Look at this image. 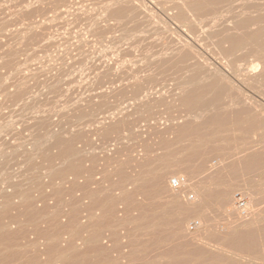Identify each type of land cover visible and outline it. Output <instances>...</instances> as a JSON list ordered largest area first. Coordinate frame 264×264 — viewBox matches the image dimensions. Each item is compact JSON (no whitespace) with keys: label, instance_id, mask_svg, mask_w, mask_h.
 I'll list each match as a JSON object with an SVG mask.
<instances>
[{"label":"rangeland","instance_id":"374dc122","mask_svg":"<svg viewBox=\"0 0 264 264\" xmlns=\"http://www.w3.org/2000/svg\"><path fill=\"white\" fill-rule=\"evenodd\" d=\"M191 1L192 0H190V2ZM237 1H239V0H235V2H237ZM255 1L256 0H242V1L240 0L239 2L234 3V4L229 3L230 7L232 6L231 8H228L229 6L227 5L228 3L226 2L227 4H225V3L222 4L223 6L227 5V7L225 9H223V6L221 9L220 8L221 5H219V4L217 5V7H216L217 9H216L214 7V5L212 4L213 8H215L214 10L217 11L218 9L219 10L221 9L223 11L220 10V14H219V10L217 12H215L216 14H219L216 16L213 13V11H214L213 8H211V9L206 8L205 9L209 13L211 12V15L207 14L208 12L201 10L203 13L206 12L205 13L207 15V17H206L205 14L202 13L204 15L203 16L200 11H199L200 12L199 13V12H196V10H194L195 12L193 13V9L190 8L191 6L189 7L190 9H187V8L185 9L184 6H182L183 4L185 6H187L190 3L189 0L185 1L186 3L189 2L187 5L185 2H183V0H6V1L0 0V8H1L0 9V49H1L0 53H2V54H0V56H1L0 57L1 58L0 67L3 68V66H4V69H5L6 66L4 63H6V65H7V64H9L8 62H10L11 60L13 62L12 65L17 66L18 62L20 63L17 66V69L20 71H16L17 69L13 68L15 66H12L11 63H10V70L9 71H8L9 65H7V68L5 69L6 71L4 70V72H3V69L0 68L2 70V71L1 70L0 71L4 73V74H2L3 80L4 81L6 80L5 81L6 85H5V83L4 84L2 83L4 81H2V78L0 76L1 81H2V82L0 81L1 82L0 85L1 84L5 85V89H4V86H2V88L0 86V92L3 93V94L2 93H0V94H2L1 97L2 96L5 97V98L2 97L3 99H6V96L4 95V93H6V92H4V91L8 90L7 88L10 87V85L8 84V82L10 81L9 83L14 85V89H16L17 92L19 90L20 93L19 92L18 93L21 95V97L16 98V96H20L16 92L14 94L16 96H13V98H11L12 93L15 92V90L13 89V92L10 93V91H12V88H13V87H11V88H9L11 90L10 91L8 90L11 95L8 92L6 93V94H9V95H7V101H6L7 104L4 103L3 99H0V104L3 107L5 105L4 108L2 106L0 107L1 108L0 109V154L2 155V156L0 155V174H1L0 175V181H1L0 185L2 184L0 186V189H3V187H4V189H6L7 185H8V188H10L14 184L12 186L13 189L10 188L8 191L5 190V192H2L4 190H2V191L0 190V193H2L1 195L2 196L8 195V193H12L11 191H14L18 194V192L20 193L22 191L23 193H25L28 190L27 193H31L32 189H30V188L33 187V190H35L34 185H36V187L40 188L39 190H41V188H43V187L45 188V186H46V188H45V190H46L47 186L49 184L45 185V183L47 181H49V179L50 180L53 179L52 177H53L54 173H56V171H53V170H55V168H57V165H59V167H58L59 171H61V170L63 171L64 169H65L64 171L72 170L73 167L76 169L79 166V171L80 170H85V171L89 170L92 173L95 170V172H93V173H96L97 170H100L102 167L95 168L94 165H96V166L100 165L101 166V164H103L104 162L105 163L107 162V160L105 161V159H108L109 157H111V158H109L110 161L108 160L107 164L111 163V165H112L114 163L115 166L116 165L121 166V168L119 167L120 170L118 171L119 168L116 167L117 168V173H116L115 172L116 169H114V171L112 170L113 169L112 167L115 168L114 164H113V166L104 164L107 166V168L105 166V168L107 170H111L116 175L115 176L114 173H111L113 176L112 175H110V176L113 178L115 177V181H118L117 183L119 184V182H120L119 179H121L124 174H125L124 176H126L128 174L126 176V178H124V176H123V179H121L120 183H123L127 179V182L126 181L125 182L128 184V179H129V181L131 179L129 184L132 185V188L130 190H132L131 192L140 191V192H138V194L136 193L137 196H134L135 195L134 192H133V195H130L128 193V192H130V190L127 192H123V191H125L126 186L129 188V186H130L129 184L127 185L126 183H124V184H126L125 188H124L123 184H121V185L119 184L118 187L115 186L116 183L112 179H111L112 183L110 181L108 182V180H110V176L108 177V175L110 173L107 171L104 172V170H103V169H105L104 167L102 168V170H100L102 173L100 171H98L101 174L100 173L96 174L97 179H95V177H93V175H95V174L92 173L93 174L92 178L91 177L89 178L88 176L89 175L91 176V173L89 172V174H88V172H87L85 174L83 172L85 178H87V181L85 180V178L83 176L84 184L83 183H82L83 185L79 184L78 189L73 188L74 180L71 181L70 178H68L67 176H63V177H67L65 179V182H63V183L59 180L63 181L64 178L63 179L58 178L59 180L56 178V180H58V182H56V180H55L54 185L52 184L53 188L55 187V189H54L55 191L57 189L59 190L60 188L62 190L60 189V192L57 190L56 191L57 193H55L53 190L52 191L54 192V195L56 194V196H55V197H57L56 199L61 200V202H62V200H64L63 198H65L64 196H66V194L70 195L73 192L72 190H70L72 192L66 190V191H68V193L70 192L68 194L63 189H67L68 188L67 186L71 185L70 187H72V189H74L75 193L77 192V190H79L81 192L82 190H80V188L82 189V187H84V185H85V187H88V185H89V184L86 185L85 181H86V183H89V180L91 179V181H90V182H92L90 184L91 189H89L90 186H89V188L84 189L85 192L88 189L87 192L88 193L90 192L89 193L90 196L92 195L93 197H96V198H93V200H92L91 199L92 196H91L90 201L92 200V202H95L94 200H96V199L99 200V198L102 197V200L104 202H103V205L100 207H103V206L105 207L106 203H108L107 204L108 206L111 205L109 209L106 207L107 211L109 210L110 214H112L110 211V210H112V207L113 208L120 207V208H118V211H119L120 209H123L125 206H127V203H128L129 207H125L124 209L125 210L129 209V211L131 213V214H129V216L131 215L130 219L128 220L129 223H127L124 220L128 216L127 212H129V211H127L125 213V214H127V216L123 215L125 218H123V217L120 218L121 215L123 214V212L121 210L119 212H116L117 208H116V210H114V209L113 210L116 212V215H118V216L122 212V214L119 216V218H118V216L115 217L116 216L115 212H114L115 216L110 215V217H111V220H113L115 218L114 220H116V221L118 219L119 220L123 219L122 224L120 223V221H117V222L115 221L116 223L119 222L118 224H121L120 225L121 227H122V225H124V227L121 228L122 230L120 229V226L118 227L120 232H119L118 228L116 227L117 225L114 226L115 229H112L113 231L109 228H103V229H105V230H103L101 227L97 226L99 224L98 220H100V219H97L98 218L97 214H96L97 218H94V217H96L94 215V213H97V212L100 213L101 211H104L102 208H100L101 211L98 210V211L92 212L94 217H93V215H91V217H93L94 219L91 220V217H89V219H86L88 224L85 223L86 221L84 223L79 222L80 224H82V226H83V224L87 225L84 227H82L80 224L79 225L75 224L76 225L75 226L73 223L74 220H72V222H71V219H73V217L71 219L68 217L69 219H66V220H68V221L70 220V222H68V221L67 222L73 224L75 226V228L78 229V230H76L74 228L76 230V232L74 231L73 227L71 228V226H73V225L68 224V223L66 225H61L62 228L59 226V228H61V229H59L57 227L58 225L57 226L55 225V227L52 226L53 231L49 228L50 231H52L53 233H56V234L60 230L65 231L64 233H61V234H63L62 236L60 235L61 237H65L64 234L67 233L66 232L67 228H68L67 230L72 229L71 230L72 233L70 231V233H71L70 235H69V231L66 234L69 236V239L72 237V240L70 239V241L67 242L69 245L65 244L66 247L69 246L72 248V249L71 248L69 249L67 247L68 249H66L67 250L66 254H68V252H69L68 250H70V251L72 250L71 254L73 256L76 255L75 257L79 258L80 254H78V253L80 251L77 250L76 242L78 239H80V238H78V236L81 234L80 233L81 231L83 234L85 232V234H84L85 236H87V235L89 236L90 234L92 235L91 236L92 238L90 236H89L90 238L88 237L89 239H91V240H89L86 237L84 238V235L82 234L83 238L88 239L90 242H92V240L95 237L98 238L99 236H101V238L103 239V235H101V231L104 232V233H102V234H104V236L107 235L108 232L114 233L116 231V233H114V235L109 233L110 235L114 236V239H119V237H122L124 235H125V237L126 236L128 237L127 239H129V236L126 234L127 233L130 234V232L133 234V232L135 233V231L137 232V230H135V226H137L138 224H139L138 226H140V228L138 226L136 227V228H138V231H140L144 227L142 230L145 231L146 234H147V231L150 230L149 226H151V229L154 227L153 230H150L148 232V234L150 233L151 235H153L156 232L157 233L160 232L164 228V226L168 223L167 227H166L167 229L164 228L165 230H167L168 233H166L165 230H163L164 232L163 231L162 232L165 235L168 234L167 237L170 236V234L173 236H170L169 239H167V240L165 238L166 236H164V234L162 232L158 233L159 237L157 235L159 240H156L157 237L155 234L153 235L154 238H151V236H149L150 234L149 235L147 234L149 236L148 237L145 233H140L142 231L137 232L138 234L135 233V234L139 235L138 241H137V239L136 240L134 239L137 235H135V234L130 235L131 240H132V242H134V244L137 241L138 244L140 243V245L143 244L145 246V243H143V242L146 241V243H149V242L152 243L154 241L155 244L152 243L150 245V248L152 249V247H153L152 245H154V251H156L155 254H154L153 250H152L153 253L150 252L151 250L149 249L148 244L146 245V248L144 246L143 247L141 246V248L142 249L144 248L145 250L144 249L140 250L139 249L140 245L138 246V244L136 243L135 244L136 246L134 247V244L131 243V241H129L130 239L128 240L130 242V244L128 241H127L128 244L126 243V240H127L126 238L124 239L122 237V239L120 238L119 240L121 242L124 241L125 242L124 244L127 245V247L129 249H130L129 245L131 246V248L138 247V249L136 248L134 250H136V251L139 250L140 251V252L138 251L139 253H141V251H142L141 259L144 260V263H145L144 258L146 256H152L154 254L153 257H155L156 254H158L157 255L158 257L156 256L155 258H151V259H154L155 261L152 260V262H151V259L147 258V259H149V260L146 259V263H148V264H154V262H155V264L156 263L163 264L164 262H165L164 264H168V263L169 264L170 263L175 264L174 261L178 262V259L180 262L184 261V259L187 257L188 253H189L188 255L192 256L191 252L194 253L193 255H197V252H200V251H201L200 255L201 254H202L201 256L204 255V257H203L204 259L202 257H201L202 259L201 258L197 259V260H199V263H197V264H200V263L204 264V263H206V261H207V264H213V263L216 264L218 261H220L222 259H223V262H226L224 264H229V261L230 262L233 261V263L235 262V264H264V50H263L264 48H263V46H261L260 43H258V44H260L259 46H261V47H259L257 42L254 43L252 41H249V43L248 42L244 43V41H241L244 37H245L244 38V40H245L248 35H251L250 33L254 32L256 34L258 32V30H261L260 28H264V0H257L256 2ZM7 2L10 4H8ZM120 3L126 4V6H127L126 8H125V5L122 4V7L124 6L125 10H122L123 9L122 7L120 9V5H119ZM116 6H117V8H116ZM180 6H182V7H180ZM9 8H11V9H9ZM183 8L185 10H188V12H189V10H192V11L190 13H188L186 11L184 14V12H181L182 10H184ZM2 9H4V10H2ZM230 9H233V10H230ZM113 10H115V12L117 10L116 13H118V12L119 13L121 12V13L120 14L118 13L117 15L114 14L115 15L114 16L112 14L114 12ZM210 10H212V11H210ZM178 11H180V13ZM241 11L243 14L241 13ZM248 12H249V14H248ZM195 13H198L201 16L198 14H195ZM176 14H178L179 16L181 14V17H179ZM183 14L184 15L187 14L186 15L187 18H185V20H184V17H186V16H182ZM108 15H110V16H108ZM212 15L215 17H212ZM209 16L211 17V19ZM36 17L38 20L36 19ZM176 17H177V19H176ZM28 21H29V23H28ZM40 22H42V23H40ZM239 23H241V24H239ZM34 24H35V26H34ZM251 25H252V28H251ZM31 27H33V28H31ZM242 27H244V28H242ZM43 29H44V31H42ZM69 30H71V31H69ZM137 37H139V38H137ZM239 39H241V40H239ZM141 40L142 41L147 40V42H144V41L142 42ZM150 40H151V42H150ZM70 41H72V42L70 43ZM138 41H140V42H138ZM148 41L150 42L149 46L146 45V43H148ZM235 41L236 42L239 41L240 44H239V42H237L238 43L237 44ZM136 42L141 43V45L140 44L138 45V47L141 46V47H139L140 50L138 47L136 48V50L138 49L139 51L138 50L134 51L135 48L133 45H135V47H136V45L138 44V43L136 44ZM234 42L237 45H235ZM250 42L252 44H250ZM72 43L74 46L71 45ZM83 43H84V45H83ZM144 43H145V45H144ZM185 43H187V44H185ZM253 43L255 45H253ZM61 44L63 45V48H65L64 52L67 51V53H63L64 49L62 50ZM75 44L78 45V47H79L78 49H77V45L75 48ZM142 44L145 47L147 46L146 49L144 48V46H142ZM131 46L134 49H132ZM58 47H59V49H57ZM66 47H70L68 49H70V52H72L71 50H73L72 54L73 53L74 54L73 55H71V54L70 55H64V54H68V51H69L68 49L66 50ZM73 47L76 50L73 49ZM81 47L83 48L82 50H81ZM129 48L132 49V52L129 51L130 50ZM53 50L55 52L60 50V52L55 53ZM127 50L130 52V54L126 52ZM141 50L142 51L145 50V51L141 52ZM74 51H76V52H74ZM137 52H140V53H137ZM51 53L56 54V55L63 54L64 57L70 56L69 57L70 59L68 57H66V58L63 57V60H62V58H59L60 59L59 60L57 57H59V56L62 57L61 55H59V56L54 55L55 56L54 57V56H52L53 54H51ZM141 53H144V55H142ZM50 55L52 56V59H53V57L57 58L54 60H59V62L63 61L61 63L62 65H60V63H58V61L56 62V61L50 59L51 58ZM38 56L40 58H37ZM49 56H50V58H49ZM2 58H3V61H6V62L2 63ZM15 59H17V61H15ZM49 59H50L49 63L48 62L44 63L45 60L48 61ZM7 60H9V61H7ZM84 61H85V63H84ZM50 62H53V64H58V67L55 68V70H54L53 68L56 67L57 65L52 64L53 67L50 68V66H51ZM65 62H67V63L65 64ZM43 63L45 64V66L47 64L49 65V67L47 65L46 68L48 67V69L52 73H50V74H49V72L47 73V71H49V70L44 67ZM177 63H178V65H177ZM1 64L3 66H1ZM39 64L40 65L43 64L42 65L43 67L39 66ZM21 65H24V66L22 67ZM19 66H21L20 67L21 69L22 68L24 69V70L23 69L22 70L24 71L23 73H25V74H27L28 71L25 72L26 68H24V67L27 66L30 69L29 75L31 73L30 71H32L33 69L37 70V71H35V73L32 71L31 75L35 76V74H37V73L39 74L40 79L38 77H37L38 79H36L35 78L36 76L33 77L34 78L33 81L36 79V82L38 84H36L35 81L34 82L32 81V84L33 83L36 84V85H34V84L32 85L31 81H30V86H29L32 89L34 87V89L36 91L32 90V89L30 90V88L27 87V85L29 83L28 79L32 80L31 75H30V78L26 77V76H28V75H26L25 76V78L27 79L26 80L24 78L22 70L20 68H18ZM33 66H34V68H30ZM39 67L41 68V70L43 68V70L42 71L39 70L40 69ZM122 67H124V68H122ZM28 68L26 70H28ZM35 68H37V69H35ZM14 69H16V70H14ZM51 69H53V70L51 71ZM13 71L20 73L19 75L16 73L18 78L21 75L20 78H22V80L23 79L26 80V81L24 80L25 82L23 83V86H25V84H27L25 87H23L21 85L22 82H21L20 78H19V80H17L18 78L16 76H15L16 79L14 78V75H16V74H14ZM38 71H40V72H38ZM43 71H44V73L46 72L45 75H44ZM5 72L6 73L11 72L10 73L11 75H9V74L6 75ZM41 72L43 73V75L46 78L43 75L41 78V75H40ZM38 74H37V76H38ZM5 75L8 76L7 77L8 79L9 78L10 79L9 80L6 79V77H4ZM12 76H13V79H11ZM61 76H62V78H61ZM42 79H45V81ZM41 81H43V82H41ZM13 82H14V84H13ZM15 82L17 83V85L19 84L18 82H20V85H18V87H16L17 85H15L16 84ZM7 84H8V86H7ZM123 85H124V87H123ZM19 86H21V87H19ZM61 87H63L62 89H65V87H66V89L62 90ZM21 88H23V89L27 88V89L21 91L20 90ZM2 89H3V91H2ZM54 90L55 91L57 90L56 92H58V93L61 90V92H60L61 94L57 93V97L59 99L62 98L61 100H59L56 97V94L53 95L54 97H56L55 98L56 100H54V97L52 96V94L56 93ZM25 91H27V92H25ZM23 92L25 95H23ZM39 93L41 95H39ZM194 94H195V96H194ZM198 94H200V95H198ZM22 95H23V98H22ZM60 95H62L63 97H61ZM120 95H122V96H120ZM187 95H188V97H187L188 99H186V100H188L187 102H189L191 99L192 103H193V101L195 102L196 100L197 101L199 100L200 103L199 102H198V104L193 103L192 104L193 107L189 106L191 104H188V105L185 104V102H183V100L185 101V98ZM196 95H197V97H196ZM189 96H192V97H189ZM14 97L17 100H14ZM47 97L49 100L46 99ZM51 97L53 98L54 102H57L59 100L58 101L59 103L58 102L54 103V104L50 103L53 101L51 99ZM179 98H181V100H179ZM9 99L13 102H10ZM50 99L52 101H50ZM77 99H78V101H77ZM45 100H47V102ZM154 100H157V101H154ZM163 100H166L165 101L166 103H164ZM178 100L184 103V104L182 103L183 106L187 105L186 107L187 108L190 107V108L187 109L184 106L183 109L184 108H186V109L183 110L181 108L178 110L179 106L175 107L176 105H179V103H181V102H178ZM161 101H163V102H161ZM148 102H150L154 105L156 103L158 105V107H162V108L159 109L158 107H156L157 105H155V107H156L155 108L154 105L149 104ZM2 103H4V104H2ZM8 103L10 104L9 106H7ZM65 103H66V105H65ZM143 103L148 106V111L146 110L147 106H145ZM159 103L161 106H159ZM161 103H163V104H161ZM168 103H169V106L167 105ZM182 104H180V107H182L181 106ZM151 105L154 108V111H153V108L151 107ZM166 106H168L169 109ZM88 107H89V109H88ZM143 107L145 108L144 110H146L145 112L142 109ZM164 107L166 109H164ZM170 109L172 111L165 113L166 111H168ZM141 110L144 112V114ZM180 110H183V111H180ZM132 111L134 114L132 113ZM159 111L160 112L165 111L163 113V114H165L164 117H166L167 116L166 114H169L170 112L172 114L170 113V115H168L166 117V119L163 116H162L163 118H160L161 113H159ZM135 112L141 114V115L137 114V115L141 116V117L138 116L139 119L137 117L138 121H136V119H135L137 116L135 114ZM147 112H148V116L152 115L151 119H150V117L148 118L149 121H152V122L155 121V123H156L157 119L160 118L159 119L160 123H158V121L156 123L157 126L162 125V126H160L161 129L159 127V129H160L159 133L156 132V134H153L154 131H156V130L158 131L157 126H154V127L152 126L153 127L152 128V127H149L150 124L147 125L149 123L148 121H146L148 116L146 117L145 114ZM189 112H191V113H189ZM112 113H114V114H112ZM122 113H124L125 116L128 113L129 117L133 114L135 118L132 116L130 118H128L127 117L128 115H127L126 116L127 118L125 119V117H124V115H122ZM153 113H155V114H153ZM173 113H175V116L177 115V116L182 117V118L176 117V118H178V120L179 119L180 120L178 121L176 118H175L176 119L175 120ZM118 114H121L122 116L118 115ZM142 114L145 115V117H142L143 116ZM156 114L160 117L156 116ZM153 115H155V117H157V119ZM114 116H115V120L117 118L116 116H119V118L121 117V119L117 118L116 121L118 123H120L121 126H123V125H126V126L119 128L120 126H118V123H116L115 120H111V119H114L113 118ZM122 117H124V118H122ZM4 118H7V121L3 120ZM140 118H142V120L144 122H147V124L144 123L142 120H140ZM167 118L168 119L170 118L169 119L170 122L166 121ZM216 118L218 119L219 122L217 121ZM77 119H78V121H77ZM122 119L128 121L129 124H127L128 122L126 123V121H122ZM133 119L135 120L134 122H132ZM152 119L153 120L156 119V120L153 121ZM120 120H121V122H120ZM161 120L165 121L166 123L163 122V124H161ZM173 120L178 121L177 126L175 125L176 122ZM139 121L144 123L143 127H141L142 123L140 124V127L138 126ZM182 121H183V123H182ZM3 122H4V124H3ZM107 122H109V123H107ZM130 122H132V123H130ZM110 123H111V126L115 127V129H113L114 133L112 132L113 133L112 134L113 139H112V137H110L111 131H112V128H110ZM155 123H153V124H155ZM164 123H165V125H164ZM130 124H133L134 126L135 125L138 126V127L136 126L137 132H136L135 128H133L134 126L131 125L132 126L131 127ZM145 124H146V126H148V130L150 128L152 130H154V129L155 130L154 131L149 130L146 133L147 127H145ZM180 124L183 125L182 128L180 127ZM184 124H186V125H184ZM4 125H5V128H4ZM128 125L130 126L132 131H130L131 129L128 128ZM151 125H152V123H151ZM187 125H189V126H187ZM7 126H8V128H7ZM116 126H118L117 127L118 130L120 129V132H115ZM172 126L177 127V128H181L182 130L185 129L184 126H186V129H185V131H183V133H181L182 132L181 129L180 130L177 129V130L181 131V132H177V130H175L176 128L174 129V127H173L172 129H174L176 132L174 130H173L174 132L173 131L171 132L170 130H172L171 129ZM137 128L138 129L142 128L140 130L143 131L142 133H144L145 136H143V134H140L141 132L138 131ZM165 128H166V130H165ZM107 129L109 132L107 131ZM163 129H164V132L165 131L167 132L168 129H170L168 131V133L171 132V134L170 133L169 134L171 136L176 135V137H179L178 139H180L181 138L180 136L181 135L183 136V134H184L183 139L181 138L180 141L177 139V140H174V142L171 140L174 144L173 145L172 142L169 141L170 138L166 139L164 137L165 135H168V133H164V132L161 133V130L163 131ZM187 129H189V130H187ZM87 131L89 132V134ZM91 131L93 133H91ZM105 131H106V133L109 134V137L107 134H106L107 136L105 135ZM85 132H87V134ZM102 132H104L103 136L101 134ZM133 132L137 135L136 138L134 137L135 134ZM148 132H150V134ZM21 133H23V134H21ZM119 133H121L122 137L120 136ZM176 133H180L179 134L180 136ZM74 134H75V136H73ZM91 134H95V135H91ZM114 134H115V136L117 134L116 138L120 137L121 140H119L120 138H118V140H115L116 138H114ZM128 134H130V135H128ZM132 134H134V136ZM151 134H152V136H151ZM158 134L162 135V136L164 134V136H163L164 138L162 140H164V142L167 141L170 145L172 144L171 147L169 146V144H168V146L166 144L164 145L163 141H161V140H160L161 142L158 141L159 140ZM65 135L69 136L68 139H70V137H72V136L74 138H76L77 135H78L77 137H79V138L80 137L82 138L84 136L83 137L84 142L82 141L83 143L81 142V144H80V140H82V139L80 138L78 140V138H76L77 139L76 140L73 137L71 138V141H73V142H71L70 140L67 139V136H65ZM104 135L107 138H111L114 141H112L110 139L112 142L107 143L106 141L109 139L105 138L106 139L105 140L103 138V137H105ZM138 135L139 136L141 135L144 138L146 137L147 138V139L145 138L146 140H148V138L150 140L153 138L155 139L157 137V140L155 139V142L158 141L159 143H154V145L157 144L156 145L157 147H155L154 145L151 146L154 142L153 141L154 139L150 140L151 142L149 140L146 142V140L144 138H142V137L140 138ZM153 135H154V137H153ZM155 135H157V136H155ZM86 136H92V137L91 138L87 137L88 139L86 140V138H85ZM149 136H151L153 138H150ZM64 137L66 138V140H68L65 142L67 145H65V143H63V141H65V140H63V139H65ZM97 137L100 138L99 139L100 141L98 140ZM132 137H134V138H132ZM159 137L161 139V136H159ZM56 138H57V143L60 145L56 144V141H55ZM60 138L62 141L60 140ZM89 138L91 139V141H89ZM92 138H94V139H92ZM122 138H124V139H122ZM126 138H127V140H125ZM174 138H175V136L171 137V139H174ZM101 139H103L104 141H102ZM74 140L76 142L78 141L79 143L78 142L76 143ZM142 140L144 141L146 146L144 145L143 142H141ZM25 141H26V143H25ZM54 141H55V143L53 145ZM116 141H118V142H116ZM90 142L93 145L95 144V142H96V144L98 143V145H95L98 148L94 147L97 150L96 149L94 150L93 145L91 146ZM99 142L100 143L104 142L103 143L104 145L103 144L99 145L100 144ZM113 142H115L114 145H113ZM119 142H120V144H119ZM68 143H69V145H68ZM73 143L75 144V147H78V149L80 148L79 150L83 154L79 153L77 148H76L77 149L76 151L74 149V152L75 153L77 152L80 155L79 154H77V155L73 154L74 153L72 151L73 148H71ZM84 143L85 144L87 143V144L85 145ZM105 143L107 145H105ZM110 143H112V144H110ZM146 143H148V144H146ZM161 143L163 144V146H161L162 145ZM19 144H21V146ZM78 144H80V145H78ZM82 144L84 145L85 152L82 149L83 148ZM88 144H90V145H88ZM108 144L110 145L109 150L107 149ZM142 144L145 147L142 146ZM57 145H58V147H57ZM63 145H65V146H63ZM135 145L136 146H140V145L142 146V147L140 146L141 148L140 147L137 148L138 150L141 149V152L136 150V148L134 149ZM147 145H150L152 148H150V146L148 147ZM158 145H159V147L160 146L161 147L165 146V148L170 147V149L166 148V149H168V150H166L165 148H161V147L159 149ZM3 146H4V148H3ZM39 146H40V149H39ZM68 146L70 147V149ZM79 146H81L82 148ZM100 146L102 147L101 148L102 150L99 149ZM103 146L107 147V148H104ZM51 147H52V149H50ZM61 147H65V148H62V149H64V151L60 149ZM66 147H68V150H69V151L67 150L68 151L67 154H69V153L71 155L73 154L72 156L70 155L71 159L69 158L70 156H68L65 153ZM72 147H74V145ZM88 147H89V149H91L92 151L94 150V151L92 152L90 150V152H89ZM119 147H121V148H119ZM125 147L128 149L123 150V151L121 150L122 151L121 152L120 149H124ZM154 147H155V150H153ZM29 148H30V150H28ZM142 148H144V149L146 148L148 153L145 152L146 150L144 151ZM149 148L152 150V151L150 150L151 152L149 151ZM156 148H158V149H156ZM16 149H17V151H16ZM59 149L61 150L59 152V154L63 151L62 154H60L61 157L64 156V157H62L63 160L59 157L60 156L59 154H58L59 156H57L56 155L57 153H55ZM111 149L114 150L115 153ZM86 150H87V152H86ZM116 150L120 151L119 152L120 155H118V151H116ZM128 150H133L131 152H134V151L135 152L131 153ZM169 150H170V152H169ZM42 151H46V153L45 152L42 153ZM103 151L104 152L105 151H107V152L111 151L112 153H109L108 154L109 156H108L106 154V152L104 153ZM5 152H8V153H5ZM10 152H12V153L10 154ZM13 152H15V153H13ZM53 152H54V155H53ZM123 152L125 154L127 152L128 153L130 152L131 155H128V153H127L126 156H124L125 154L123 155ZM41 153H42L41 157L43 158V160L40 157ZM50 153H52L53 157L57 156L56 157L57 160H55V157L53 158L55 161H58V163L54 162V163H56L55 164L56 167L51 166V164L53 163L54 160L51 159ZM63 153H65L66 155H63ZM4 154H7V155H4ZM12 154H14V155H12ZM36 154H38V155H36ZM47 154H50V155L47 156ZM85 154H86V156L88 155L87 157L85 156L87 159H88V157H90V161L92 159L91 155L92 156L94 155L93 156L94 159H92L93 161H91V163L93 162L94 164H90L93 166H90L89 164H88V166H86V167H90V169L89 168L87 169L85 167V163L84 164L81 163L82 166H81V164L79 165V163L81 161L85 162V160H87L84 157ZM110 154H112V155H110ZM133 154L136 156L138 155V156L132 157ZM140 154L146 155V157L150 156L151 159L147 158L150 161L145 159L146 157L141 156ZM43 155H45L44 156L45 159H46V157L47 158L50 157L49 158L50 160L47 159L48 161L47 160L44 161ZM78 155H79V157L83 156L84 161L82 159H80L78 157ZM100 155L101 156L104 155L102 157L105 159H102V157ZM106 155L108 158L105 157ZM113 155L114 156H116V155L117 156H123V157H122V159H121V157L115 158ZM73 156H76V157H74L75 159L72 158ZM140 156L142 157V161H144V159H145L144 163H141V164H139V162L135 163V160L136 161L138 159L140 160V158H141ZM18 157H20V158H18ZM38 157H40L39 160L41 159L43 161V163L46 162V164H42V167H43L42 170H45V166H43V165H46L47 168L49 167L48 163L50 161L49 165L51 166V168L55 167L54 169L52 168V170H51L52 172L48 171V169L50 167L45 171L40 170V168H42V167H41V164H39L38 159H36ZM59 158L63 162H61V160ZM118 158H120V159L118 160ZM124 158L128 159V160H125L126 163H128L129 160H131L130 162H131V164H133V165H130V164L124 163L125 161L123 162L125 165H127L126 167H128V165H130L129 169L127 168V171L124 170L126 168V167H124L125 165L124 166L121 165L122 160H124ZM135 158H137V159H135ZM112 159H113V161H112ZM114 159L118 160L117 164L115 163L116 160L114 161ZM51 160H52V162H51ZM68 160L69 161L73 160L74 162H76V160H77V162L80 160L81 161L79 163L76 162L74 164L76 166H74L71 162H70L71 163L70 164L68 162ZM95 160L97 163L95 162ZM102 160H104V161L102 162ZM133 160H134L135 165H134V163H132ZM33 161H36L37 164L35 162L33 163ZM146 162H148L149 165H146ZM40 163H41V161H40ZM54 163L52 165H54ZM31 164L33 165V167L31 166ZM34 164L37 166L39 165L40 166L39 169ZM67 164H70V165H67ZM136 164H139L142 166H144V164H145L144 167L147 170L143 169V167H142L141 168L142 172L147 171L149 174L148 175L144 172L145 175H142L143 173L141 171H139L142 175L141 176L140 173L138 172L140 178L141 177L143 178V176H144L143 180H141V181H143V183L140 180H138L139 179L138 175H137L138 179L136 177L137 180H135L134 176H136V175H134V174L135 173L138 174L137 173L138 170H136V168H139V170H140V167H138V166L136 167ZM104 165H102V166H104ZM67 166H69V168H67ZM71 166H73V167L71 168ZM131 166L133 168L135 167V170ZM148 166L149 167L151 166L150 169ZM80 167L81 168L85 167V168L80 169ZM108 167H109V169H108ZM153 168H155L158 173ZM121 169H123V170H121ZM130 169H131V171H135L132 173L133 175H130V173H131L129 171ZM151 169H153L152 172H151ZM154 170L156 172V176L154 175V173H155ZM46 171H47V173H45ZM77 171H78V169H76V172ZM120 171L122 173H120ZM123 171H124V173H123ZM128 171L130 173H127ZM50 172L53 173L52 176L50 175ZM150 172L153 173V176H154L153 178H152V176H150L151 175ZM103 173H106V174L108 173V174L106 175ZM119 173L122 175H120ZM160 173L162 176L164 175V179H163V177H161V175H159V177L157 176ZM181 173L187 175V177L190 180L191 186H192L191 188L196 193L197 200L194 202L190 203L189 201H187L183 197L182 194H179L178 192L171 190V188L169 186V179L171 178V176H173L175 174H181ZM102 174L104 176L106 175L105 178L108 179V180H106L104 178V180L106 181L105 183H104V181L102 182L103 177H104V176H102ZM117 174L121 176V177L118 176L119 177L118 180H116L118 178ZM4 175H5V177H4ZM48 175H49V179H47ZM86 175H87V177H86ZM98 175H100V176H98ZM129 175L132 176L134 179L128 178V177H130ZM146 176L148 178H145ZM7 177H9L10 179ZM12 177H14V178H12ZM98 177H101L102 180L100 179V181H101L102 185L100 184V182H98V180H99ZM88 178H89V180H88ZM154 178L156 180H158V178L161 179L159 181H160V183L163 182V183H161L162 185L165 182L167 183V184L165 183V185H164V186L167 185V187H168L167 188L168 190H165L167 193H165V191L162 190V188L165 189L166 187H162V185L157 186L158 183L156 180H154ZM93 179H95L96 182H98L99 184L98 183L96 184V182H93L92 181ZM144 179H146V180L148 179L147 180L148 186H147L146 191L144 190V187L146 189L145 185H146L147 181L144 182ZM152 179L156 182H154ZM44 180H47V181L44 183ZM15 181L17 183L20 182V185L18 184L15 186V183H16ZM69 181H71V182H69ZM132 181L135 182L136 184L137 183L140 184V182H141V185L137 184V187L139 189L136 187V184L132 183ZM149 181H150V184H149ZM42 182H43V184H41ZM59 182L62 184H59V185L56 184ZM49 183H50V181H49ZM103 183L104 184L107 183V184L103 185ZM109 183H111L112 185L115 183L113 186H115L116 189H118V188L122 189V187H120V186H123L124 189H122L123 191L121 190L122 192L119 189L121 194L114 187V189L116 190L115 192H117V193L119 192V196L115 197V195H118V194L113 192L114 191L113 186L110 185ZM153 183H156L157 185L153 184ZM92 184L96 185L97 187L92 185ZM118 184H116V185H118ZM142 184H145L143 188H142V186H143ZM151 184H153L154 186L156 185L157 187H154V186L150 187L149 185H151ZM40 185H41V187H40ZM43 185H45V186H43ZM56 185H57V187H56ZM98 185L99 186L101 185L99 188L102 187L101 190H103V193H102V191L98 190L99 189ZM133 186H134V190H133ZM48 187H51V189H53L51 184ZM93 187H94V189H93ZM148 187L151 189L149 190ZM158 187H160V188L162 187V188L160 189ZM105 188H107L106 189L107 191H104ZM128 188H126V189H128ZM155 188H156V191H155ZM29 189L31 191H29ZM48 189H50V188H48ZM92 189L94 190V192L95 191L97 192V190L100 191L99 194L97 193L99 196L97 194H95L96 192L94 193ZM39 190L36 188V191H33V192L34 193L39 192ZM42 190L40 192H42ZM63 191H64V193H66L65 195H64V193H61ZM144 191L147 193H145ZM150 191H153V192H151L149 194ZM157 191H160L159 194L161 196L159 195L157 197V198H159V201L157 199L158 202L155 201V204L159 203V205H161V206L158 205V207L160 209L157 208V206L155 204L151 203L152 202L151 199L156 200L154 197H156V195H158ZM162 191H163L162 194L164 195V197L161 194ZM22 192H21V195L23 194ZM33 192L31 194H33ZM141 192L145 193L146 195L144 196L143 194H141ZM238 192H241V193L247 195V197H248L249 214L247 217L240 218L237 215H235L233 212V198H234L235 194ZM58 193H59V195L63 194L64 196L61 195L63 198L61 196L57 195ZM82 194H85V193L82 192ZM123 194H125V195L128 194L127 196L129 198V200L133 199V203H131L132 200H130L131 201L130 202L128 199H125V198H123V200H127V203L125 204V202H122L123 200L121 201V199H122L121 197L124 196ZM151 194L154 196V197L150 196L151 198L149 197L151 202H150L148 197H147L148 201H146L147 205H148V203H149V205L146 206V202H145V204L144 203L142 204L141 201L147 200L146 196H149ZM154 194H156V195H154ZM37 195H38V193H37ZM95 195H97V196H95ZM107 195H108V197H107ZM120 195H123V196H120ZM17 196H19V194ZM132 196H134V198L135 197L140 198L141 204L139 203V201H137L138 204L141 205L139 208H138V206L135 207V205H134V201L138 200V198L137 199L135 198V200H134V198ZM172 196H174L176 198V201H178V203L174 204L176 201H174L175 198ZM47 197L52 198V195L51 196H50V194L47 195L46 199H47ZM112 197L113 198L115 197V200L117 197H119L117 199H120V198L121 199L115 201V200H112L113 199ZM124 197H126V196H124ZM169 197H171V199ZM223 197H224V200L222 199ZM107 198L108 199L110 198L109 200H111V201H109ZM172 198H174V200ZM71 199L72 198H70V201H69L70 203L71 202L77 203L76 205L80 206V207H76L74 203H73V205H72V203L70 205V203L69 204L67 203L68 201H65V203L68 205L67 206L63 201L64 204L63 203L62 204L67 206V207L63 208V206L61 204H59L60 201H56L54 199L55 200V207H57L58 209L60 208V211H58V212H62L61 209L64 210L66 208L68 210H66V209L65 210L68 213L69 211H71L73 209V210H76L74 212H73V210L71 211L73 213V216H74L78 212L77 210H79L80 208H83V209L85 208L84 204L82 206L80 204L83 202H76V201H74V199H73V201H71ZM104 199H107V200L105 201ZM172 200L174 201V203ZM19 201H20L19 205L21 203H23V204H21L22 206L27 203V201H25L26 203H24L23 200H22L23 202H21V200H19ZM118 201H120L121 204L118 203ZM128 201L131 204H133L134 206H131V208H130V204ZM33 202H34L33 199H31V204ZM137 202H135L136 205H138ZM160 203H162V204L165 203V204L162 205ZM58 204L60 207L58 206ZM112 204H113V206H112ZM69 205L71 206V208H68V207H70ZM142 205L146 206L147 210H148V207H151L152 211L155 210L154 208H152V206L154 207V205H155V208H157L159 210L158 211L156 209L157 210L155 212L156 216H158V213H160L159 215H161V213H164V209L168 207V210L165 209V210H167V213L165 212L164 216H166V218H168L170 220L169 221H168V219L165 220V217L162 214V216L164 217L163 219H162V216H160L161 218L158 216V218H160V219L157 218L158 221L154 222L156 219L155 218L153 221L151 220V222H149L150 220L148 221V219H150L149 218L150 215L153 217L154 214L149 213L151 210L150 208L148 211H145L144 210L145 208L143 206V209H142L141 208ZM73 206H75V207L72 208ZM114 206H116V207H114ZM163 206H164V209H163ZM25 207H26V205H25ZM55 207L53 209H55ZM132 207H135L137 209H135V208L132 209ZM57 208L55 210H58ZM23 209H24V207H23ZM37 209H39V208L37 207ZM83 209H81V211ZM65 210L63 211L65 215L62 212V214L64 216L71 214V212H69L67 214L65 212ZM134 210L136 211V212H134L135 214L137 213L138 210L142 211V212L140 213L138 211L139 215L136 216V215H134V213H132ZM160 210H162V211H160ZM178 211H180L183 215L181 214L182 216H179L180 213ZM104 213H106V211ZM104 213L102 212L101 215L103 214V216L104 215L108 216L107 215L108 212L106 214H104ZM147 213H148V215L149 214L150 215L146 216ZM177 213H178V215H177ZM227 213H228V215H227ZM54 214L57 215L54 212L51 213L52 216ZM140 214L142 215V217ZM101 215L99 214V218L103 217ZM133 215H134V218L135 217L137 218L139 216L138 217V218H140L139 220H141L143 218V215L145 218L148 217L147 219H144V221H143V219L141 221H143L144 223H146V221L148 223H150L149 225H147L149 229L146 226V224H148V223L145 224V226H146L145 227L143 222L138 221V218L133 220V217H132ZM106 216H104V218H102V220L103 219L104 220L110 219L109 216H108V218ZM112 216L114 218H112ZM177 216H179L180 218L182 217L181 218L182 221L184 220L183 222L181 221L182 223H181V225H179L181 227L178 228L179 229L178 232L176 231L177 228L175 227L176 222H178L175 219ZM77 217H78V213H77ZM179 217H178V220H180ZM153 218H151V219H153ZM77 219L80 220V217ZM95 219L97 221L96 224L98 223L96 226H95ZM132 220L133 221L137 220V222L135 221V223H134V222H132ZM161 220L165 221L166 224L164 222H163L164 224H160L162 222ZM76 221L78 222V220L75 219V222ZM124 221L127 223V225L130 224L129 227L126 225V223ZM131 222L134 224H132ZM152 222L154 223V224H152L153 226L151 225ZM174 222H175V224L173 226L172 223H174ZM43 223H42V225L48 227L47 224H43ZM89 223L91 225L94 224L93 225L94 229L91 228ZM155 223H156V225H155ZM157 223H158V226H157ZM193 223H196V227L194 229H191V225ZM178 224H180V221ZM178 224H177V227H179ZM67 225H68V227L65 228L64 226H67ZM88 225L90 226L89 227L90 232H88V231L86 232V230L84 229V228L88 229ZM159 225L160 226L163 225V228H162V226L159 227ZM126 226L128 227V229ZM155 226L158 229V231H156V232L154 231V230H157V229H155ZM131 227H133L134 229ZM110 228H113V227H110ZM124 228H126V232H125ZM129 228H130V230H129ZM90 229H92L93 232ZM98 229H100L101 231H99ZM106 229L107 230L109 229L111 231L108 230V232H107ZM144 229H146V230H144ZM83 230H85V231H83ZM131 230L132 231L135 230V231L132 232ZM62 231H60V232H62ZM77 231L79 233H77ZM151 231L153 232V234ZM172 231L177 232L179 235L177 233H175V235H178V236H175L172 233ZM122 232L124 234H121ZM73 233L75 236L77 234V236L76 237L73 236ZM119 233L122 236L120 235L119 237H117L119 235ZM95 234H96V236H95ZM143 234L147 237H145ZM134 235H135V237H132ZM141 235L150 241H148L147 239L143 240L144 238L141 237ZM112 236H109L110 239H107V238H109L108 236H105L103 239V241L107 240L106 241L107 243H108V241H111L110 244H107L106 242H102V239L100 237L97 239L98 241L96 240V238L94 239V241H93L94 244L97 242L99 245L100 244L99 242H101L100 247H102L101 248V249H103L102 251H101V249H99V246L97 244L95 245L98 247V248L96 247V249L92 248V247H95L94 245H92V247L89 246V248H88L87 245H88V243L90 244V242L88 240L85 241L83 238H81L85 241V242H83L84 244L88 241L86 243V246L84 244L80 245L81 247L78 246L79 249L81 248L80 249L81 252L83 251L81 255L85 256L86 253H88L89 256H87V255L86 256L89 258L94 257L95 262H97L96 260H100L103 256L102 254H105L104 249L106 250V248H107L106 246H108V247H109V245L112 246V244L115 241H117V240H114ZM160 236H162L161 240H160ZM61 237H59V238H61ZM74 237H75V239L77 238V240L73 239ZM140 237L143 239H140ZM132 238L134 239V241ZM153 239H155L156 242ZM171 239H173V240H171ZM58 240H56V241L59 242ZM62 240L64 241V239L61 238V240H60L61 244H63ZM73 240L75 242L74 246H73V242L71 243V241H73ZM119 240H118V245L116 243V244H113V246L116 245L115 247H116V249H118L117 252H122L123 255L130 256L131 258L130 257L127 258V256L123 258V256L122 257L119 256V255H122L121 253L118 254L115 252L116 251V250H114L115 247L114 248L109 247L111 250L109 248H107L108 252L113 251V250L114 251L112 252V254H108L107 250L105 251V252H107L108 255H110V257H108V255L105 254L106 257H108L107 259H109V258L111 259L113 257H116L115 259L113 258V260L117 259L118 263L122 262V260L124 259L123 262L120 264H124V263L125 264H131L132 263L131 261H134L136 259V257L139 258L140 254L138 256V254H137L138 252L136 253V251L134 252V250L132 251V249L130 251L129 250L128 251L133 252L134 253V254L132 253L133 256H131V253L129 254L128 251L126 252V250L128 248L125 247L124 244L119 242ZM162 240H163V242L166 240V242H165L166 245L162 244L163 243ZM56 241H55V243L53 242L54 244L51 243L53 245V247H51V248L53 250L56 248L54 250L55 252L53 251L54 255L57 253L56 255L61 254L63 256L65 254L63 252L66 251L65 245L60 248V247H58V244L60 245V243L57 244ZM157 241L161 242V243H157ZM167 242H169L170 244ZM219 242H220V244H219ZM47 244H46L47 247H48V245H51V244H48V245ZM56 244H57V247L54 246ZM70 244H72L73 247ZM158 244L164 245V246L160 245L162 248V252H159V251H161V248L159 247ZM119 245L120 246L123 245V246L120 247ZM156 245H157V249H155ZM214 245H215V247H214ZM217 245H219V246H217ZM117 246H118V248H117ZM82 247H85V249L88 248V252H86L87 249L85 250ZM103 247H105V248H103ZM213 247H214V249H213ZM28 248H29V245H28ZM57 248H60L61 251L63 250V252H58V251H60V249H57ZM62 248H64V249H62ZM119 248H120V250L122 249L123 251H119ZM147 248H148V250H147ZM73 249L77 250L79 252L78 253H76L77 251L73 252ZM167 249H170L169 253H171V251L173 249L171 255L174 258L176 257V256H174L175 255L174 251L177 252L176 249H178V252H177L178 254L177 253L176 254L178 255L177 257H179V258H176L177 261H176V259L174 260V258H172V260H171L170 259L171 257L170 258L168 257L170 254L167 252L168 251ZM29 250H30L29 252L27 251L28 254L30 253L29 256L30 257H32V255L34 256L35 252L33 253L32 249H29ZM89 250H91L92 252ZM93 250H95L94 253L97 256L99 254H101L100 256H98V259H96L97 256L96 257L94 256L95 254H93ZM96 250L100 251V252L96 253ZM124 252L127 254H125ZM148 252L151 255L148 254ZM163 252H165V253H163ZM212 252H214V253H212ZM218 252L220 253V256H219ZM109 253H111V252H109ZM143 253L145 254V257L143 256L144 255ZM146 253L148 255H146ZM160 253L161 254H167L168 253L169 255L168 254L164 255V256L162 255L163 258L165 256L167 257L166 259L163 260ZM179 253H181V254L183 253L181 256L183 257V255H184L185 258L184 257L182 258ZM184 253H186V254H184ZM28 254H26L27 257L25 256L27 258V260L25 257L22 258V260L20 258L19 259L20 262H23L24 260H26V261H24V263H26V262L28 263L29 262L28 260L31 259V258H29ZM90 254H92V255H90ZM135 254H137V256ZM159 254H160V256H159ZM214 254L217 255V257L214 259L215 262H214V260L211 261V258H212L211 256ZM222 254H223V256H222ZM72 255H70V253H69V255H64V256H67L66 260H68V261H70V259L72 260L74 258L71 261L72 263L69 262V264H79L80 262H81L80 264L84 263L85 260L79 261V263H78V261L76 263H73V261L76 259L75 257H73V258L70 257L68 259V257L72 256ZM111 255L112 256L114 255V256L111 257ZM225 255L226 256L229 255V256L226 257ZM230 255L238 258V261H237V259H235V257H232ZM134 256H135V258H134ZM205 256L206 257L209 256L211 258L207 257V260H206ZM224 256L226 257V259L222 258ZM50 257L51 256L47 257L46 260H48ZM80 257L82 258V256H80ZM117 257H119V259ZM132 257H133V259H132ZM159 257H161V258H159ZM220 257H221V259L218 260ZM120 258H123V259H121V261H119ZM138 258L136 260L140 261L141 259L140 258L138 259ZM157 258H159V259H157ZM227 258H229L230 260ZM35 259H37V258H35ZM130 259H131V261H130ZM208 259H210V260H208ZM17 260L18 259L14 260V261L19 263L18 262L19 260L18 261ZM32 260L34 261V257H32ZM32 260H30V262ZM54 260H56V259H53V258L50 259L51 262ZM58 260H56V264H58L61 261V260H59V261ZM66 260L63 259L62 261H64V263H66L67 262ZM76 260H78V259H76ZM126 260H129L131 263L130 262L126 263ZM136 260L132 264H135ZM197 260L191 262V264L192 263L196 264ZM226 260L227 261L229 260V261L227 262ZM33 261L31 263L30 262L29 263L33 264ZM86 261H88V260L86 259ZM139 261L137 262L138 264L141 262V261L140 262ZM149 261L151 263H149ZM54 262H52V264H54ZM109 262H110V264H116L115 261H113L115 263H111L112 261H110V260H109ZM223 262L221 261L218 263L223 264ZM61 263H63V262H60V264ZM141 263L144 264L143 262H141ZM85 264H90V262L89 263L85 262ZM230 264H232V263H230Z\"/></svg>","mask_w":264,"mask_h":264},{"label":"bare ground","instance_id":"6f19581e","mask_svg":"<svg viewBox=\"0 0 264 264\" xmlns=\"http://www.w3.org/2000/svg\"><path fill=\"white\" fill-rule=\"evenodd\" d=\"M5 1H6V0H5ZM185 1H187V0H185ZM185 1L183 0V2H185ZM233 1H234V2H233ZM239 1H240V0H239ZM239 1H237V2H239ZM241 1H242V0H241ZM256 1H257V0H256ZM256 1H255V2H256ZM12 2H13V1H12ZM118 2H119V1H118ZM125 2H126V1H125ZM189 2H190V0H189ZM189 2H188V3H189ZM226 2H227L228 4H227ZM237 2H235V0H192V1L189 3L190 5H189L188 3L185 2L186 5H187V4L189 5V6L187 5L188 7L185 6L184 4H183L182 6H184L185 9H186V8H187V9L192 8V9H193V13L195 12L194 10H196V12H199V11H200L201 14H202V13H203L202 11H206V10H205L206 8H208V9L213 8V5H214V7L216 8L217 5L219 4V5H221L220 8L222 9V6H223L222 4L225 3V4H227V5L229 6L228 8H231L232 6L230 7L229 3H233V4H234V3H237ZM243 2H244V1H243ZM7 3H8V2H7ZM251 3H252V2H251ZM253 3H254V2H253ZM8 4H10V3H8ZM122 4H123V3H120V4H119V5H120V9H121V7H122ZM210 4H211V5H210ZM212 4H213V5H212ZM233 4H232V5H233ZM117 5H118V4H117ZM123 5H125V8L127 7L126 4H123ZM215 5H216V6H215ZM227 5H226V6L224 5L225 7L223 6V9H225V8L227 7ZM235 5H236V4H235ZM235 5H234V6H235ZM6 6H7V5H6ZM182 6H180V7H182ZM190 6H191V7H190ZM236 6H237V5H236ZM236 6H235V7H236ZM260 6H261V5H260ZM189 7H190V8H189ZM235 7H234V8H235ZM258 7H259V6H258ZM3 8H4V7H3ZM116 8H117V6H116ZM122 8H123L122 10H125L124 6H123ZM184 8H183V9H184ZM215 8H213V10H214ZM218 8H219V7H218ZM234 8H233V9H234ZM237 8H238V7H237ZM259 8H260V7H259ZM262 8H263V7H262ZM0 9H1V8H0ZM4 9H5V8H4ZM4 9H2V10H4ZM9 9H11V8H9ZM185 9L182 10V11L180 10V11H181V12H184V14H185L186 11L188 12V10H185ZM208 9H207V10H208ZM216 9H217V8H216ZM221 9H220V10H221ZM233 9H230V10H233ZM72 10H73V9H72ZM201 10H202V11H201ZM218 10H219V9H218ZM218 10H217V11H218ZM220 10H219V14H220ZM236 10H237V9H236ZM256 10H257V9H256ZM113 11L115 12V10H113ZM113 11H112V12H113ZM180 11H178V12L180 13ZM191 11H192V10H189L188 13H190ZM210 11H212V10H210ZM217 11H216V10L213 11V13H214L216 16L219 15V14H216V13H215V12H217ZM221 11H223V10H221ZM247 11H248V10H247ZM257 11H258V10H257ZM114 12L112 13L113 15H114V14L117 15V14L119 13V12L116 13L117 10H116L115 13H114ZM200 12H199V13H200ZM206 12H208V11H206ZM206 12H204L203 14H205ZM236 12H237V11H236ZM259 12H260V11H259ZM120 13H121V12H120ZM120 13H119V14H120ZM188 13H187V14H188ZM213 13H212V14H213ZM221 13H222V12H221ZM224 13H225V12H224ZM241 13H242V11H241ZM256 13H257V12H256ZM184 14H183L182 16H186V15H187V14H186V15H184ZM195 14H198V13H195ZM203 14H202V15H203ZM207 14H210V15H211V12H210V13L208 12ZM222 14H223V13H222ZM242 14H243V13H242ZM248 14H249V12H248ZM257 14H258V13H257ZM115 15H114V16H115ZM176 15H178V14H176ZM198 15H200V14H198ZM223 15H224V14H223ZM108 16H110V15H108ZM178 16H179V15H178ZM178 16H177V17H178ZM200 16H201V15H200ZM203 16H204V15H203ZM205 16L207 17L206 14H205ZM251 16H252V15H251ZM177 17H176V19H177ZM179 17H181V14H180ZM189 17H190V16H189ZM189 17H188V18H189ZM193 17H194V16H193ZM209 17H210V16H209ZM209 17H208V18H209ZM212 17H215V16L212 15ZM107 18H108V17H107ZM185 18H187V16L184 17V20H185ZM36 19H37V17H36ZM206 19H207V18H206ZM206 19H205V20H206ZM210 19H211V17H210ZM213 19H214V18H213ZM260 19H261V18H260ZM23 20H24V19H23ZM37 20H38V19H37ZM194 20H195V19H194ZM214 20H215V19H214ZM247 20H248V19H247ZM257 21H258V20H257ZM257 21H256V22H257ZM30 22H31V21H30ZM187 22H188V21H187ZM193 22H194V21H193ZM245 22H246V21H245ZM247 22H248V21H247ZM24 23H25V22H24ZM28 23H29V21H28ZM40 23H42V22H40ZM67 23H68V22H67ZM189 24H190V23H189ZM189 24H188V25H189ZM239 24H241V23H239ZM34 26H35V24H34ZM247 27H248V26H247ZM257 27H258V26H257ZM28 28H29V27H28ZM31 28H33V27H31ZM67 28H68V27H67ZM237 28H238V27H237ZM242 28H244V27H242ZM251 28H252V25H251ZM253 28H254V27H253ZM260 29H261V30H258V32L260 31L259 33H258V32H257L256 34H255L254 32H253V33H250L251 35H248V36L246 37L245 40H244L245 37H244L242 40H241V39H239V40L244 41V43H245V42H246V43H247V42L249 43V41H252V42H254V43L257 42V44L260 43L261 46H263V48H264V39H263V38H264V28H260ZM62 30H63V29H62ZM42 31H44V29H43ZM59 31H60V30H59ZM67 31H68V30H67ZM69 31H71V30H69ZM75 31H76V30H75ZM57 33H58V32H57ZM151 33H152V32H151ZM41 34H42V33H41ZM252 34H253V35H252ZM42 35H43V34H42ZM133 36H134V35H133ZM155 37H156V36H155ZM39 38H40V37H39ZM137 38H139V37H137ZM132 39H133V38H132ZM149 39H150V38H149ZM151 39H152V38H151ZM144 40H145V39H144ZM144 40H143V41H144ZM147 40H148V39H147ZM147 40L144 41V42H147ZM154 40H155V39H154ZM81 41H82V40H81ZM141 41H142V40H141ZM143 41H142V42H143ZM71 42H72V41H70V43H71ZM82 42H83V41H82ZM138 42H140V41H138ZM138 42H136V44H137ZM150 42H151V40H150ZM150 42L148 41V43H146V45L149 46V43H150ZM152 42H153V41H152ZM235 42H236V41H235ZM235 42H234V43H235ZM237 42H239V41H237ZM237 42H236V43H237ZM236 43H235V45L238 44V43H237V44H236ZM254 43H253V45H255ZM139 44L141 45V43H138V44L136 45V47H135V45H133L135 49L131 46L132 49H134V51H137L138 49L136 50V48L138 47ZM153 44H154V43H153ZM185 44H187V43H185ZM239 44H240V42H239ZM250 44H252V43L250 42ZM257 44H256V45H257ZM260 44H258V46H259ZM61 45H62V44H61ZM71 45H73V43H72ZM76 45H77V44H75V48H76ZM83 45H84V43H83ZM144 45H145V43H144ZM144 45L142 44V46H144ZM235 45H234V46H235ZM47 46H48V45H47ZM66 46H67V45H66ZM73 46H74V45H73ZM261 46H259V47H261ZM54 47H55V46H54ZM61 47H62V50L64 49V50H63V53H67V51L64 52V51H65V48H63V45H62ZM125 47H126V46H125ZM139 47H141V46H139ZM139 47H138V48H139ZM146 47H147V46H146ZM146 47L144 46L145 49H146ZM68 48H70V47H66V50H67ZM75 48L73 47V49H75ZM78 48H79V47H78V45H77V49H78ZM123 48H124V47H123ZM142 48H143V47H142ZM142 48H141V49H142ZM144 48H143V49H144ZM263 48H262V49H263ZM57 49H59V47H58ZM71 49H72V48H71ZM82 49H83V48L81 47V50H82ZM129 49H130V48H129ZM132 49H130L129 51L132 52ZM153 49H154V48H153ZM191 49H192V48H191ZM0 50H1V49H0ZM2 50H3V49H2ZM11 50H12V49H11ZM40 50H41V49H40ZM68 50H69V51H68V54H64V55H70V54L73 55V54H74V53L72 54L73 50H71L72 52H70V49H68ZM75 50H76V49H75ZM139 50H140V48H139ZM139 50H138V51H139ZM263 50H264V49H263ZM45 51H46V50H45ZM53 51H54V50H53ZM129 51L127 50L126 52L130 54ZM134 51H133V52H134ZM144 51H145V50H144ZM144 51L141 50V52H144ZM14 52H15V51H14ZM17 52H18V51H17ZM54 52H55V51H54ZM54 52H53V53H54ZM57 52L59 53L60 50H58ZM57 52H55V53H57ZM74 52H76V51H74ZM123 52H124V51H123ZM158 52H159V51H158ZM53 53H51V54H53ZM137 53H140V52H137ZM0 54H2V53H0ZM7 54H8V53H7ZM7 54H6V55H7ZM46 54H47V53H46ZM48 54H49V53H48ZM79 54H80V53H79ZM79 54H78V55H79ZM132 54H133V53H132ZM141 54L144 55V53H141ZM141 54H140V55H141ZM148 54H149V53H148ZM160 54H161V53H160ZM189 54H190V53H189ZM44 55H45V54H44ZM54 55H56V54H53L52 56H54ZM59 55H61L62 57H60ZM50 56H51V55H50ZM50 56H49V58H50ZM52 56H51L50 59H52ZM56 56H59V57H57L58 59H59V58H62V60H63V57H64L63 54H58V55H56ZM0 57H1V56H0ZM54 57H55V56H54ZM54 57H53L52 60L57 59V58H54ZM66 57H68V56H66ZM66 57H64V58H66ZM69 57H70V56H69ZM69 57H68V58H69ZM71 57H72V56H71ZM133 57H134V56H133ZM4 58H5V57H4ZM37 58H40V57L38 56ZM43 58H44V57H43ZM155 58H156V57H155ZM50 59H49L48 61L45 60L46 62H45L44 60H43V61H44V63H47V62L49 63ZM69 59H70V58H69ZM84 59H85V58H84ZM112 59H113V58H112ZM18 60H19V59H18ZM59 60H60V59H59ZM59 60H54V61H56V62L58 61V63H60V65H62L61 63H62L63 61L61 60L62 62H59ZM65 60H66V59H65ZM65 60H64V61H65ZM172 60H173V59H172ZM0 61H1V58H0ZM7 61H9V60H7ZM13 61H14V60H13ZM15 61H17V59H15ZM15 61H14V62H15ZM26 61H27V60H26ZM4 62H6V61H3V58H2V63H4ZM27 62H28V61H27ZM178 62H179V61H178ZM8 63H9V64H7V65H9V66H8V68H9L8 71H9V70H10V63H11V65H12L13 62H12V60H11V61L8 62ZM44 63H43V64H44ZM50 63H51L50 68H52V67H53V66H52L53 62H50ZM66 63H67V62H65V64H66ZM84 63H85V61H84ZM171 63H172V62H171ZM4 64H5V66H6V67H5V69H6V68H7V65H6V63H4ZM19 64H20V63L18 62V65H19ZM24 64H25V63H24ZM43 64H42V65H43ZM65 64H64V65H65ZM78 64H79V63H78ZM110 64H111V63H110ZM16 65H17V64H16ZM18 65H17V66H18ZM42 65L39 64V66L43 67ZM47 65H48V64H47ZM47 65H46V66H47ZM53 65H57L56 67L53 68V69L55 70V68L58 67V64H53ZM173 65H174V64H173ZM177 65H178V63H177ZM1 66H3V65L1 64ZM12 66H15V65H12ZM17 66H15V67H13V68H16V69H17ZM21 66L23 67L24 65H21ZM21 66H19L18 68H20ZM46 66H45V64H44V67H45V68H46ZM74 66H75V65H74ZM76 66H77V65H76ZM165 66H166V65H165ZM165 66H164V67H165ZM48 67H49V65H48ZM48 67H47L46 69H48ZM0 68H2V67H0ZM11 68H12V67H11ZM13 68H12V69H13ZM24 68L27 69L28 67L26 66V67H24ZM30 68H34V66H33V67H30ZM39 68H40V67H39ZM74 68H75V67H74ZM112 68H113V67H112ZM122 68H124V67H122ZM2 69H3V72H4V70H5V69H4V66H3ZM16 69H14V70H16ZM20 69H21V68H20ZM22 69H23V68H22ZM22 69H21V70H22ZM26 69H25V72L28 71L27 74L23 73V72H24V71H23L24 69L22 70V73H23V75H24V78H25L26 75H28V76H26V77H29V78H30V75H31L32 71H33L34 73H35V71H37V70H34V69H33L32 71H30L31 73H30V75H29V70H30V69H29V68H28V70H26ZM35 69H37V68H35ZM46 69H45V70H46ZM53 69H51V71H52ZM61 69H62V68H61ZM117 69H118V68H117ZM162 69H163V68H162ZM165 69H166V68H165ZM179 69H180V68H179ZM0 70H1V69H0ZM39 70H41V68H40ZM42 70H43V68H42ZM42 70H41V71H42ZM48 70H49V69H48ZM71 70H72V69H71ZM71 70H70V71H71ZM126 70H127V69H126ZM177 70H178V69H177ZM1 71H2V70H1ZM1 71H0V74H1L0 76H1V78H2V77H3L2 74H4V73L1 72ZM5 71H6V70H5ZM11 71H12V70H11ZM16 71H20V70L17 69ZM46 71H47V70H46ZM58 71H59V70H58ZM72 71H73V70H72ZM89 71H90V70H89ZM13 72H14V74L17 73V72H15V71H13ZM38 72H40V71H38ZM48 72H49V74L52 73V72H50V70L47 71V73H48ZM87 72H88V71H87ZM91 72H92V71H91ZM10 73H11V72H9V73H8V72H7V73L5 72L6 75H8V74L11 75ZM22 73H21V74H22ZM34 73H33V74H34ZM41 73H42V72H41ZM41 73H40V75H41V78H42V75H43L44 71H43L42 74H41ZM45 73H46V72H45ZM45 73H44V75H45ZM71 73H72V72H71ZM126 73H127V72H126ZM17 74L19 75L20 73L18 72ZM17 74L14 75V78H15V76L17 77ZM37 74H38V73H37ZM37 74H35L36 77L31 75L32 80H31V79H28V80H29V81H28V82H29L28 85L25 84V86L27 85V87L30 88V90L32 89L31 87H29V86H30V81H31V84H32V81H33V79H34L33 77H35L36 79H38V78L40 79L39 74H38V76H37ZM6 75H5L4 77H6V79H8V78H7L8 76H6ZM44 75H43V76H44ZM56 75H57V74H56ZM68 75H69V74H68ZM117 75H118V74H117ZM120 75H121V74H120ZM20 76H21V75H20ZM20 76H19V78H20ZM46 76H47V75H46ZM130 76H131V75H130ZM10 77H11V76H10ZM22 77H23V76H22ZM37 77H38V78H37ZM44 77H45V76H44ZM51 77H52V76H51ZM80 77H81V76H80ZM115 77H116V76H115ZM1 78H0V81H1ZM17 78H18V77H17ZM19 78H18L17 80H19ZM45 78H46V77H45ZM61 78H62V76H61ZM111 78H112V77H111ZM122 78H123V77H122ZM9 79H10V78H9ZM9 79H8V80H9ZM11 79H13V76H12ZM15 79H16V78H15ZM20 79H21V82H22L21 85L23 86V83H24L27 79H26V78H25L26 80H25V79L22 80V78H20ZM36 79L34 80L35 82H36ZM58 79H59V78H58ZM74 79H75V78H74ZM88 79H89V78H88ZM108 79H109V78H108ZM24 80H25V81H24ZM42 80L45 81V79H42ZM48 80H49V79H48ZM80 80H81V79H80ZM2 81H4L3 78H2ZM2 81H1V82H2ZM5 81H6V80H5ZM5 81L2 82V83L4 84ZM14 81H15V80H14ZM34 81H33V82H34ZM39 81H40V80H39ZM83 81H84V80H83ZM112 81H113V80H112ZM123 81H124V80H123ZM1 82H0V83H1ZM9 82H10V81H9ZM9 82H8V84L10 85V87H8L7 89L10 91L11 89H9V88L13 87V88H12V91H10V93H11V92H13L14 85H12V84L9 83ZM16 82H17V81H16ZM16 82H15V83H16ZM41 82H43V81H41ZM46 82H47V81H46ZM51 82H52V81H51ZM18 83H19L18 85H20V82H18ZM26 83H27V82H26ZM39 83H40V82H39ZM106 83H107V82H106ZM142 83H143V82H142ZM8 84H7V86H8ZM13 84H14V82H13ZM33 84L36 85V84H38V83L36 82V84H35V83H33ZM33 84H32V85H33ZM40 84H41V83H40ZM5 85H6V83H5ZM5 85H2V84H1L0 86H1V88H2V86H4V89H5ZM11 85H12V86H11ZM15 85H17V83H16ZM18 85H17L16 87H18ZM115 85H116V84H115ZM133 85H134V84H133ZM25 86H23V87H25ZM38 86H39V85H38ZM54 86H55V85H54ZM119 86H120V85H119ZM129 86H130V85H129ZM129 86H128V87H129ZM19 87H21V86H19ZM32 87H33V86H32ZM36 87H37V86H36ZM44 87H45V86H44ZM123 87H124V85H123ZM38 88H39V87H38ZM45 88H46V87H45ZM62 88H63V87H61V89H62ZM18 89H19V88H18ZM26 89H27V88H26ZM26 89L21 88L20 90L22 91V90H26ZM36 89H37V88H36ZM59 89H60V88H59ZM59 89H58V90H59ZM65 89H66V87H65ZM65 89H62V90H65ZM126 89H127V88H126ZM140 89H141V88H140ZM8 90H5L4 92H6V93L8 92V93H9ZM14 90H15V92L12 93V95L9 93V94L12 96L11 98H13V96H16V95H14V94H15L17 91H16V89H14ZM32 90H35L34 87H33ZM130 90H131V89H130ZM136 90H137V89H136ZM136 90H135V91H136ZM2 91H3V89H2ZM35 91H36V90H35ZM37 91H38V90H37ZM41 91H42V90H41ZM44 91H45V90H44ZM54 91H55V90H54ZM56 91H57V90H56ZM56 91H55V92H56ZM116 91H117V90H116ZM118 91H119V90H118ZM131 91H132V90H131ZM18 92H19V90H18ZM18 92H17V94L20 95V94H19L20 92H19V93H18ZM25 92H27V91H25ZM52 92H53V91H52ZM60 92H61V90L59 91V93H60ZM198 92H199V91H198ZM0 93H2V92H0ZM6 93H4V95L6 96V99H3V98H2V97H4V96L1 97V95H2L3 93L0 94V99H3V100H4V103L7 104V102H6V101H7V95H9V94H6ZM57 93H58V92L52 94V96L56 94V97H57ZM59 93H58V94H59ZM63 93H64V92H63ZM131 93H132V92H131ZM194 93H195V92H194ZM32 94H33V93H32ZM48 94H49V93H48ZM50 94H51V93H50ZM60 94H61V93H60ZM192 94H193V93H192ZM23 95H25L24 92H23ZM23 95H22V98H23ZM30 95H31V94H30ZM39 95H41V94L39 93ZM62 95H63V94H62ZM62 95H60V96L63 97ZM126 95H127V94H126ZM189 95H190V94H189ZM198 95H200V94H198ZM50 96H51V95H50ZM120 96H122V95H120ZM192 96H193V95H192ZM192 96H189V97H192ZM194 96H195V94H194ZM9 97H10V96H9ZM17 97H21V95H20V96H16V98H17ZM39 97H40V96H39ZM53 97H54V96H53ZM56 97H54V100H56V99H55ZM61 97H60V98H61ZM187 97H188V95L186 96L185 101L182 99L183 102H185V104H187V105H188V104H191V105H189V106H191V107H193V105H192L193 103L198 104L199 100H198V101L196 100L195 102L193 101V103H192V102H191V99H190V101L187 102V101H188V100H186V99H188ZM196 97H197V95H196ZM4 98H5V97H4ZM11 98H10V99H11ZM49 98H50V97H49ZM57 98H58V97H57ZM193 98H194V97H193ZM10 99H9V100H10ZM18 99H19V98H18ZM46 99H48V97H47ZM51 99L53 100L52 97H51ZM51 99H50V101H52ZM58 99H59V98H58ZM61 99H62V98H61ZM61 99H59V100H61ZM123 99H124V98H123ZM14 100H17V99H15V97H14ZM24 100H25V99H24ZM48 100H49V99H48ZM54 100H53L52 102H50V103L54 104V103H57V102L59 101V100H58L57 102H54ZM179 100H181V98H179ZM179 100H178V102H181V101H179ZM45 101L47 102V100H45ZM77 101H78V99H77ZM154 101H157V100H154ZM158 101H159V100H158ZM163 101H164V103H166V102H165L166 100H163ZM163 101H161V102H163ZM8 102H9V101H8ZM10 102H13V101L10 100ZM10 102H9V103H10ZM145 102H146V101H145ZM167 102H168V101H167ZM183 102L179 103V105H176L175 107H178V106H179V107H178V110L181 109V108L183 109L184 106H185V107L187 106V105H184V106H183V104H184ZM190 102H191V103H190ZM4 103H2V104H4ZM9 103H8L7 106L10 105ZM21 103H22V102H21ZM58 103H59V102H58ZM61 103H62V102H61ZM71 103H72V102H71ZM148 103H149V104H152V103H150V102H148ZM153 103H154V102H153ZM176 103H177V102H176ZM176 103H175V104H176ZM182 103H183V104H182ZM199 103H200V102H199ZM205 103H206V102H205ZM91 104H92V103H91ZM117 104H118V103H117ZM143 104H144V103H143ZM161 104H163V103H161ZM172 104H173V103H172ZM177 104H178V103H177ZM180 104H182V105H181L182 107H180ZM17 105H18V104H17ZM65 105H66V103H65ZM70 105H71V104H70ZM75 105H76V104H75ZM144 105H145V104H144ZM152 105H154V104H152ZM152 105H151V107H152ZM155 105H157V104L155 103ZM155 105H154V107H155ZM164 105H165V104H164ZM164 105H163V106H164ZM167 105L169 106V103H168ZM1 106H2V105L0 104V107H1ZM7 106H6V107H7ZM145 106H147V105H145ZM145 106H144V107H145ZM159 106H161L160 103H159ZM168 106H166V107L168 108ZM2 107H3V106H2ZM4 107H5V105H4ZM4 107H3V108H4ZM69 107H70V106H69ZM73 107H74V106H73ZM85 107H86V106H85ZM85 107H84V108H85ZM144 107L142 108L143 111H144V112H145L146 110L148 111V106L146 107V108H147L146 110H144V109H145ZM156 107H158V105H157ZM156 107H155V108H156ZM84 108H83V109H84ZM95 108H96V107H95ZM140 108H141V107H140ZM152 108H153V107H152ZM158 108L160 109V108H162V107H158ZM186 108H187V107H186ZM186 108H184V109H186ZM189 108H190V107H188L187 109H189ZM0 109H1V108H0ZM88 109H89V107H88ZM164 109H166V108L164 107ZM168 109H169V108H168ZM171 109H172V108H171ZM171 109L168 110V111H166V112L164 111V112L167 113V112H169V111H172ZM173 109H174V108H173ZM175 109H176V108H175ZM184 109H183V110H184ZM22 110H23V109H22ZM95 110H96V109H95ZM176 110H177V109H176ZM183 110H180V111H183ZM141 111H142V110H141ZM143 111H142V112H143ZM153 111H154V108H153ZM161 111H162V110H161ZM180 111H179V112H180ZM19 112H20V111H19ZM74 112H75V111H74ZM91 112H92V111H91ZM139 112H140V111H139ZM144 112H143V114H144ZM149 112H150V111H149ZM164 112H160V111H159V113H161V114H160L161 117L157 115L158 113L156 114V116H158V117H160V118H163L164 115H165V114H163ZM176 112H177V111H176ZM93 113H94V112H93ZM132 113H133V111H132ZM170 113H171V112H170ZM170 113H169V114H166V115L168 116V115H170ZM180 113H181V112H180ZM182 113H183V112H182ZM189 113H191V112H189ZM9 114H10V113H9ZM86 114H87V113H86ZM112 114H114V113H112ZM125 114H126V113H125ZM130 114H131V113H130ZM133 114H134V113H133ZM133 114L131 115L132 117H134ZM135 114L137 115V114H139V113H136V112H135ZM143 114H142V115H143ZM153 114H155V113H153ZM171 114H172V113H171ZM12 115H13V114H12ZM116 115H117V114H116ZM118 115H121V114H118ZM122 115H124V113H122ZM122 115H121V116H122ZM127 115H128V113H127ZM127 115H126V116H127ZM139 115H141V114H139ZM139 115H137L136 118L134 117V118L136 119V121H138L139 117H141V116H139ZM145 115H146V117H147V116H148V112H147ZM145 115H143L142 117H145ZM149 115H150V114H149ZM173 115H174V119H175L176 117H179V116H177V115L175 116V113H173ZM178 115H179V114H178ZM188 115H189V114H188ZM77 116H78V115H77ZM112 116H113V115H112ZM126 116L124 115L125 119H126L127 117H128V118L131 117V116L129 117V115H128L127 117H126ZM138 116H139V117H138ZM153 116L155 117V115H153ZM162 116H163V117H162ZM167 116H166V117H167ZM12 117H13V116H12ZM19 117H20V116H19ZM116 117L119 118V116H116ZM124 117H122V118H124ZM137 117H138V119H137ZM149 117H150V119H151L152 115L148 116L147 119H148ZM154 117H153V118H154ZM166 117H164V118L166 119ZM170 117H171V116H170ZM82 118H83V117H82ZM113 118H114V119H111V120H115V116H114ZM117 118H116V120H117ZM155 118L157 119V117H155ZM160 118H159V119H160ZM179 118H182V117H179ZM19 119H20V118H19ZM78 119H79V118H78ZM78 119H77V121H78ZM119 119H121V117H120ZM145 119H146V118H145ZM147 119H146V121L149 122L148 124H147V122H144V121L142 120V118H140V120H142V121H143L144 123H146L147 125L150 124L149 127L157 126V124H156L157 121H158V123H160V120H159V119H157L156 123H155V121H154V120H156V119H154V120L152 119L154 122L149 121V119H148V120H147ZM169 119H170V118H169ZM169 119L167 118L166 121L170 122ZM172 119H173V118H172ZM172 119H171V120H172ZM176 119L178 120V118H176ZM176 119H175V120H176ZM216 119H217V118H216ZM81 120H82V119H81ZM116 120H115V122L118 123ZM162 120H163V119H162ZM162 120H161V124H163V122H165V121H162ZM175 120H173V121H175ZM179 120H180V119H179ZM179 120H178V121H179ZM6 121H7V120H6ZM8 121H9V120H8ZM11 121H12V120H11ZM79 121H80V120H79ZM118 121H119V120H118ZM122 121H126V120H123V119H122ZM134 121H135V120L133 119L132 122H134ZM178 121H175V122H176V124H175L176 126L178 125V124H177ZM217 121H218V119H217ZM251 121H252V120H251ZM1 122H2V121H1ZM110 122H111V121H110ZM120 122H121V120H120ZM127 122H128V121H126V123H127ZM132 122H130V123H132ZM143 122L139 121V122H138V124H139L138 126L140 127V124L142 123L141 127H143V126H144V125H143V124H144ZM168 122H167V123H168ZM175 122H174V123H175ZM180 122H181V121H180ZM214 122H215V121H214ZM218 122H219V121H218ZM11 123H12V122H11ZM107 123H109V122H107ZM113 123H114V122H113ZM123 123H124V122H123ZM135 123H136V122H135ZM151 123H152V125H151ZM153 123H155L156 125L153 124ZM165 123H166V122H165ZM165 123H164V125H165ZM182 123H183V121H182ZM250 123H251V122H250ZM3 124H4V122H3ZM7 124H8V123H7ZM127 124H129V122H128ZM136 124H137V123H136ZM146 124H145V127H147V129H146V133H147V131H149V130L151 131L152 129L150 128V129L148 130V126H146ZM5 125H6V124H5ZM5 125H4V128H5ZM28 125H29V124H28ZM114 125H115V124H114ZM131 125H133V124H130V126H131ZM184 125H186V124H184ZM250 125H251V124H250ZM118 126H120L119 128H121V127L126 126V125L121 126L120 123H118ZM118 126H116V131H115V132H120V129H119V130L117 129ZM130 126L128 125V128H130ZM133 126H134V125H133ZM136 126H137V125H135V126L133 127V128H135V130H136ZM138 126H137V127H138ZM160 126H162V125H160ZM160 126H159V125L157 126V127H158V131H157V130L154 131V130H155V129H154V130H152V131H154V133H153V132H152V133H153V134H156V132L159 133V130L161 129ZM187 126H189V125H187ZM10 127H11V126H10ZM131 127H132V126H131ZM145 127H144V128H145ZM153 127H152V128H153ZM157 127H156V128H157ZM159 127H160V129H159ZM173 127H174V126H172L171 129H172ZM178 127H179V126H178ZM180 127L182 128L183 125L180 124ZM184 127H185V129H186V126H184ZM7 128H8V126H7ZM110 128H112L111 136H110V137H112V139H113V135H112V134L114 133V132H113V129H115V127L111 126V123H110ZM110 128H109V129H110ZM175 128H176V129H175ZM181 128L174 127L175 130H177V129L180 130ZM130 129H131V128H130ZM137 129H138V128H137ZM140 129H142V128H139V129H138V131L141 132L140 134H143V136H145V134L142 133L143 131L140 130ZM174 129H172V130L168 129V131L170 130V131L172 132ZM185 129H183V130L181 129L182 132L179 131V130H177V132H181V133H183V131H185ZM196 129H197V128H196ZM110 130H111V129H110ZM117 130H118V131H117ZM143 130H144V129H143ZM165 130H166V128H165ZM175 130H174V131H175ZM187 130H189V129H187ZM26 131H27V130H26ZM107 131H108V129H107ZM126 131H127V130H126ZM130 131H132V129H131ZM133 131H134V130H133ZM168 131H167V132H166V131L164 132V129H163V131L161 130V133H162V132H164V133H168ZM174 131H173V132H174ZM87 132H88V131H87ZM87 132H85V133L87 134ZM108 132H109V131H108ZM112 132H113V133H112ZM136 132H137V130H136ZM171 132H169V133L171 134ZM175 132H176V131H175ZM91 133H93V132L91 131ZM103 133H104V132L101 133L102 136H103ZM133 133H134V132H133ZM148 133L150 134V132H148ZM169 133H168V135H165V136H164V134H163V136H164L166 139H169V138H170V140H169L170 142H172V141L174 142V140H177V139L179 138V137H176V135H172L173 137L175 136V138H174V139H171L172 136H171ZM21 134H23V133H21ZM70 134H71V133H70ZM83 134H84V133H83ZM88 134H89V132H88ZM106 134H107L108 137H109V134L106 133V131H105V135H106ZM119 134H120V136H121V133H119ZM134 134H135V133H134ZM134 134H132V135L134 136ZM149 134H148V135H149ZM176 134L179 135L180 133H176ZM67 135H68V134H67ZM67 135H65V136H67ZM79 135H80V134H79ZM91 135H95V134H91ZM105 135H104V136H105ZM107 135H106V136H107ZM128 135H130V134H128ZM132 135H131V136H132ZM158 135H159V134H158ZM169 135H170V136H169ZM73 136H75V134H74ZM73 136H72V137H73ZM77 136H78V135H77ZM77 136H76V138H78V140H79L81 137L79 138V137H77ZM106 136L103 137V138H104V139L107 138ZM116 136H117V134H116ZM116 136H115V134H114V138H116ZM136 136H137V135L135 134L134 137L136 138ZM138 136H139V135H138ZM151 136H152V134H151ZM151 136H149V137H150V138H153V137H154V135H153V137H151ZM155 136H157V135H155ZM159 136H161V139H160ZM159 136H158V138H159L158 141L161 140V141H163V144H164V145L166 144V145L168 146L169 143H168L166 140H165L166 142H164V140H162L164 137H163L162 135H159ZM168 136H169V137H168ZM179 136H180V135H179ZM183 136H184V134H183ZM183 136L181 135L180 137L183 139ZM68 137H69V136H67V139H68ZM72 137H70V139H68V140L71 141V138H72ZM83 137H84V136H83ZM83 137L81 138L82 140H80V144H81V142L84 140ZM87 137H90V138H91L92 136H86V137H85L86 140L88 139ZM121 137H122V136H121ZM134 137H132V138H134ZM139 137L141 138L142 136L140 135ZM147 137H148V136H147ZM16 138H17V137H16ZM64 138H65V137H64ZM73 138H74V137H73ZM76 138H74V139H76ZM90 138H89V141H91ZM97 138H98V137H97ZM118 138H120V137H118ZM118 138H116L115 140H118ZM137 138H138V137H137ZM142 138H144V137H142ZM145 138H146V137H145ZM145 138H144V139H145ZM181 138H180V139H181ZM58 139H59V138H58ZM62 139H63V138H62ZM92 139H94V138H92ZM99 139H100V138H98V140H99ZM107 139H109V140L106 141L107 143H108V142H112V141H114V140H112L111 138H107ZM110 139H111L112 141H111ZM122 139H124V138H122ZM138 139H139V138H138ZM138 139H137V140H138ZM146 139H147V138H146ZM146 139H145V140H146ZM153 139H154V138H153ZM153 139H150V140H153ZM155 139L157 140V137H156ZM155 139L153 140V141H154L153 144H152V143H151L152 145L150 144L151 146H153L154 143H159L158 141L155 142ZM180 139H178V140L180 141ZM60 140H61V138H60ZM60 140H59V141H60ZM63 140H65V141H63V143H65L66 141H68V140H66V138L63 139ZM72 140H73V139H72ZM76 140H77V139H76ZM86 140H85V141H86ZM101 140L104 141L103 139H101ZM105 140H106V139H105ZM119 140H121V138H120ZM125 140H127V138H126ZM134 140H135V139H134ZM148 140H149V138H148ZM148 140H146V142H147ZM150 140H149V141H150ZM171 140H172V141H171ZM55 141H56V144H58V143H57V138L55 139ZM55 141L53 142V145H54ZM59 141H58V142H59ZM61 141H62V140H61ZM61 141H60V142H61ZM74 141H75V140H74ZM99 141H100V140H99ZM132 141H133V140H132ZM161 141H160V142H161ZM21 142H22V141H21ZM60 142H59V143H60ZM71 142H73V141H71ZM71 142H70V143H71ZM75 142H76V141H75ZM75 142H74V143H75ZM77 142H78V141H77ZM77 142H76V143H77ZM83 142H84V141H83ZM83 142H82V143H83ZM92 142H93V141H92ZM116 142H118V141H116ZM129 142H130V141H129ZM141 142L144 143L143 140H142ZM141 142H140V143H141ZM150 142H151V141H150ZM173 142H172V144H173ZM177 142H178V141H177ZM13 143H14V142H13ZM25 143H26V141H25ZM74 143H73V145H74V147H75V144H74ZM78 143H79V142H78ZM90 143H91V142H90ZM93 143H94V142H93ZM99 143H100V142H99ZM103 143H104V142H103ZM103 143L101 142L99 145H102ZM148 143H149V142H148ZM148 143H146V144H148ZM180 143H181V142H180ZM56 144H55V145H56ZM80 144H78V145H80ZM84 144H85V143H84ZM86 144H87V143H86ZM86 144H85V145H86ZM110 144H112V143H110ZM114 144H115V142H113V145H114ZM119 144H120V142H119ZM161 144H162V143H161ZM163 144H162L161 146H163ZM172 144H171V145H172ZM15 145H16V144H15ZM17 145H18V144H17ZM19 145L21 146V144H19ZM58 145H60V144H58ZM58 145H57V147H58ZM65 145H67V144L65 143ZM65 145H63V146H65ZM68 145H69V143H68ZM71 145H72V144H71ZM71 145H70V146H71ZM73 145H72V146H73ZM78 145H77V146H78ZM82 145H83V144H82ZM88 145H90V144H88ZM88 145H87V146H88ZM92 145H93V144L91 143V146H92ZM95 145H98V143L96 144V142H95V144L93 145V148L96 147ZM103 145H104V144H103ZM105 145H107V144L105 143ZM113 145H112V146H113ZM144 145H145V143H144ZM144 145L142 144V146H144ZM150 145H147V146L149 147ZM156 145H157V144H156ZM156 145H154V146L157 147ZM171 145L169 144L170 147H171ZM173 145H174V144H173ZM175 145H176V144H175ZM72 146H71V148H73V150H72V149H71V150H72L73 152H74V149H75V151L78 149V147H75V148H74V147H72ZM116 146H117V145H116ZM119 146H120V145H119ZM140 146H141V145H140ZM140 146H136V145H135V147H134V146H133V147H134V149L136 148V150H138L137 148H139ZM142 146H141V147H142ZM145 146H146V145H145ZM145 146H144V147H145ZM151 146H150V148H152ZM161 146H160V147H161ZM57 147H56V148H57ZM68 147H69V146H68ZM68 147H66V149H65V150H66V152H65L66 154H67V152L69 151V150H68ZM79 147H81V146H79ZM103 147H104V146H103ZM121 147H122V146H121ZM121 147H119V148H121ZM141 147H140V148H141ZM155 147L153 148V150H155ZM160 147H159V145H158V148H159V149H160ZM170 147H169V148L166 147V148L170 149ZM3 148H4V146H3ZM54 148H55V147H54ZM62 148H65V147H61V148H60L61 150L64 151V149H62ZM76 148H77V149H76ZM81 148H82V147H81ZM96 148H98V147H96ZM96 148H94V150H95ZM101 148H102V147L100 146L99 149L102 150ZM104 148H107V147H104ZM109 148H110V145L108 144V148H107V149L109 150ZM117 148H118V147H117ZM131 148H132V147H131ZM146 148H147V147H146ZM146 148H145V149L142 148V149L145 151ZM150 148H149V151L151 150ZM158 148H156V149H158ZM161 148H165V146H164V147H161ZM166 148H165V149H166ZM5 149H6V148H5ZM11 149H12V148H11ZM21 149H22V148H21ZM21 149H20V150H21ZM39 149H40V146H39ZM50 149H52V147H51ZM57 149H58V148H57ZM60 149H59L57 152L54 151L55 153H57V154H56L57 156H59V155L62 154V152H63V151H62V152L59 154V152L61 151ZM69 149H70V147H69ZM79 149H80V148H79ZM79 149H78V151H79V153H81V151H80ZM82 149L84 150V145H83V148H82ZM82 149H81V150H82ZM85 149H86V148H85ZM88 149H89V147H88ZM88 149H87V150H88ZM115 149H116V148H115ZM126 149H128V148L125 147L124 149H120V151H121V150L123 151V150H126ZM132 149H133V148H132ZM165 149H164V150H165ZM168 149H166V150H168ZM6 150H7V149H6ZM28 150H30V148H29ZM67 150H68V151H67ZM71 150H70V151H71ZM87 150H86V152H87ZM90 150H91V149H89V152H90ZM94 150H93V151H94ZM96 150H97V149H96ZM108 150H107V151H108ZM111 150H112V149H111ZM7 151H8V150H7ZM16 151H17V149H16ZM24 151H25V150H24ZM38 151H39V150H38ZM72 151H71V152H72ZM91 151H92V150H91ZM93 151H92V152H93ZM107 151H105L107 155H108L109 153H112L111 151H110V152H107ZM112 151L114 152V150H112ZM116 151H118V155H120V154H119L120 151H119V150H116ZM122 151H121V152H122ZM128 151L131 152V151H133V150H128ZM138 151L141 152V149H139ZM151 151H152V150H151ZM151 151H150V152H151ZM3 152H4V151H3ZM26 152H27V151H26ZM31 152H32V151H31ZM39 152H40V151H39ZM44 152L46 153V151H42V153H44ZM50 152H51V151H50ZM54 152H53V155H54ZM82 152H83V151H82ZM84 152H85V150H84ZM103 152H104V151H103ZM105 152H104V153H105ZM124 152H125V151H124ZM124 152H123V155L125 154ZM130 152H129V153L127 152L128 155H131ZM134 152H135V151H134ZM134 152H131V153H134ZM140 152H139V153H140ZM145 152H147V150H146ZM169 152H170V150H169ZM5 153H8V152H5ZM11 153H12V152H10V154H11ZM13 153H15V152H13ZM36 153H37V152H36ZM42 153L40 154V157H41ZM65 153H63V155H66ZM79 153H77V152L75 153V152H74L73 154L77 155V154H79ZM114 153H115V152H114ZM116 153H117V152H116ZM127 153H126V154H127ZM142 153H143V152H142ZM147 153H148V152H147ZM23 154H24V153H23ZM50 154H51V155H50ZM50 154H47V156L50 155L51 159L54 160L53 158H54L55 156L53 157V156H52V153H50ZM58 154H59V155H58ZM73 154H72V155H73ZM81 154H83V153H81ZM126 154H125L124 156H126ZM135 154H136V153H135ZM137 154H138V153H137ZM144 154H145V153H144ZM0 155H1V154H0ZM4 155H7V154H4ZM4 155H3V156H4ZM8 155H9V154H8ZM12 155H14V154H12ZM24 155H25V154H24ZM36 155H38V154H36ZM45 155H46V154H45ZM45 155H43V157H44ZM67 155L70 156L71 154L69 153V154H67ZM72 155H71V156H72ZM79 155H80V154H79ZM79 155H78V157H79ZM98 155H99V154H98ZM107 155H106L105 157H107ZM110 155H112V154H110ZM114 155H115V154H114ZM114 155H113V156H114ZM140 155H141V154H140ZM148 155H149V154H148ZM1 156H2V155H1ZM57 156H56V157H57ZM71 156L69 157L70 159H71ZM85 156H86V154L84 155V157H85ZM87 156H88V155H87ZM87 156H86V157H87ZM93 156H94V155H93ZM93 156L91 155L92 159H94ZM100 156H101V155H100ZM102 156H104V155H102ZM102 156H101V157H102ZM108 156H109V155H108ZM113 156H112V157H113ZM134 156L137 157L138 155L136 156V155L133 154L132 157H134ZM141 156H145V157H146V155H141ZM141 156H140V157H141ZM4 157H5V156H4ZM25 157H26V156H25ZM40 157H38V158H36V159H38L39 164H41V167H42V164H46V162L43 163V161H42L43 158H42V157H41L42 160H41V159L39 160ZM50 157H48V158L46 157V159H45V157H44V161L47 160V159H49ZM56 157H55V160H57ZM59 157L63 160L62 157H64V156L61 157V155H60ZM74 157H76V156H73L72 158H74ZM86 157H85V158H86ZM114 157H115V158H116V157H121V159H122L123 156H117V155H116V156H114ZM114 157H113V158H114ZM129 157H130V156H129ZM132 157H131V158H132ZM2 158H3V157H2ZM8 158H9V157H8ZM18 158H20V157H18ZM29 158H30V157H29ZM60 158H59V159H60ZM67 158H68V157H67ZM79 158L83 160V156H81V157H79ZM107 158H108V157H107ZM109 158H111V157H109ZM109 158H108V159H105V158L102 157V159H105V161L107 160V162H106V163L104 162L103 164H101V166H100V165H99V166H98V165H97V166L94 165V167H95V168H97V167H102V168L104 167V168H105L106 165L113 166L114 163H113L112 165H111V163L107 164V163H108V160L110 161ZM147 158H150V159H151L150 156L146 157L145 159H147ZM61 159H60V160H61ZM74 159H75V158H74ZM74 159H73V160H74ZM76 159H77V158H76ZM86 159H87V158H86ZM92 159H91V161H93ZM119 159H120V158H118V160H119ZM135 159H137V158H135ZM143 159H144V158H143ZM145 159H144V161H145ZM1 160H2V159H1ZM6 160H7V159H6ZM49 160H50V159H49ZM52 160H51V162H52ZM55 160L53 161V163H54V162L58 163V161H55ZM62 160H61V162H63ZM73 160H72V161H73ZM78 160H79V159H78ZM115 160H116V159H114V161H115ZM118 160H116V162H115L116 164H117ZM125 160H128V159H125V158H124V160H122L121 165H123V166L125 165V164H124V163H126ZM138 160H139V159H138ZM138 160H137V161L135 160V163H137V162H139V164L144 163V161H142V157L140 158L141 161H140V160L138 161ZM147 160H148V159H147ZM147 160H146V161H147ZM40 161H41V163H40ZM47 161H48V160H47ZM72 161H71V160H70V161L68 160V162H69V163L71 162L73 165L77 162V160H76V162H74L75 160H74L73 162H72ZM80 161H81V160H80ZM80 161H78L77 163H79ZM83 161H84V160H83ZM91 161H90V157H88V159L85 160V162H82V161H81V162L79 163V165H80L81 163H82V164L85 163V167H86V166H88V164H89V165H90V164H94L93 162L91 163ZM103 161H104V160H102V162H103ZM112 161H113V159H112ZM124 161H125V162H124ZM130 161H131V160H129V162L127 161L128 163H126V164L133 165V164H131ZM148 161H150V160H148ZM34 162L36 163V161H33V163H34ZM68 162H67V163H68ZM95 162H96V160H95ZM119 162H120V161H119ZM123 162H124V163H123ZM29 163H30V162H29ZM33 163H32V164H33ZM49 163H50V161H49ZM49 163H48V166H49L50 168H51V166H55V167H56V165H55L56 163H54V165H52V164H53V163H52L51 166L49 165ZM71 163H70V164H71ZM96 163H97V162H96ZM96 163H95V164H96ZM132 163H134V160L132 161ZM135 163H134V165H135ZM9 164H10V163H9ZM32 164H31V166L33 167ZM36 164H37V163H36ZM70 164H67V165H70ZM82 164H81V166H82ZM104 164H106V165H104ZM139 164H136V167H137V166L140 167V170H139V168H136V170H138L137 173H138L139 171L142 172V169H141L142 167H143V169H145V167H144L145 164H144V166L139 165ZM34 165H35V164H34ZM77 165H78V164H77ZM102 165H104V166H102ZM118 165H119V164H118ZM130 165H128V167H126L127 165H125L124 167H126V168H125L124 170L127 171V168L129 169V166H130ZM146 165H149L148 162H146ZM35 166H37V165H35ZM43 166H45V170H47V169L49 168V167L47 168L46 165H43ZM74 166H76V165H74ZM83 166H84V165H83ZM90 166H93V165H90ZM110 166H109V167H110ZM114 166H115V164H114ZM37 167H38V169H39L40 166L38 165ZM37 167H36V168H37ZM55 167H52V168L54 169ZM58 167H59V165H57V168H55V170H53V171H56V173H54V175H53V173H51V172H52V171H51L52 168H51V169L49 168L50 170L48 169V171H51V172H50V175H51V176L53 175V177H52L53 179L50 180V179H49V175H48L47 179H49L50 183H49V181L44 180V183H45L46 181L48 182V183L46 182L45 185H46V184H49L48 186H50V184H51V186H52V188H53V185H54V182H55L56 178H57V179H58V178H60V179H63V178H64L63 181L58 179L59 181H61V182L63 183V182H65V179L68 177V178H70L71 181L74 180L73 188H74V189H78V185H79V184H82V183L84 184V182H83V181H84V180H83L84 173L86 174V173L88 172V174H89V172H90L89 170H86V171H85V170H80V171H79V166L76 168V169H78L77 172H76V169H75L73 166H71V168L73 167L72 170H66V171H64L65 169H64L63 171H62V170L59 171V170H58ZM85 167H82V168L80 167V169H84ZM109 167H108V169H109ZM116 167H118V168L120 167V168H121V166H117V165H116L115 168L112 167V168H113L112 170L114 171V169H116L115 172L117 173V168H116ZM124 167H123V168H124ZM131 167H132V166H131ZM148 167H149V166H148ZM150 167H151V166H150ZM150 167H149V169H150ZM1 168H2V167H1ZM67 168H69V166H67ZM86 168H87V169H88V168L90 169V167H86ZM102 168H101L100 170H102ZM106 168H107V166H106ZM106 168H105V169H106ZM110 168H111V167H110ZM120 168L118 169V171L120 170ZM132 168H133V167H132ZM132 168H131V169H132ZM146 168H147V167H146ZM42 169H43V167L40 168V170H42ZM56 169H57L58 171H57ZM59 169H60V168H59ZM61 169H62V168H61ZM74 169H75V170H74ZM98 169H99V168H98ZM105 169H103L104 172L107 171V172L110 173V174L108 175V177H109L110 175H112L111 173H114V172H112L111 170H107V169L105 170ZM131 169L129 170L131 173H130L129 171H128L127 173H130V175H133L132 173L135 172V171H131ZM133 169L135 170V167H134ZM153 169H155V168H153ZM153 169H151V172L153 171ZM45 170H42V171H45ZM73 170H74L75 172H74ZM100 170H97L96 173H93V172H95V170H94L92 173L96 175L97 173H100V172H101ZM121 170H123V169H121ZM145 170H147V169H145ZM155 170H156V169H155ZM155 170H154V172H155ZM29 171H30V170H29ZM31 171H32V170H31ZM98 171H100V172H98ZM126 171H125V172H126ZM149 171H150V170H149ZM34 172H35V171H34ZM37 172H38V171H37ZM83 172H84V173H83ZM144 172H145V171L142 172V173H143L142 175H145V173L148 174L147 171H146L145 173H144ZM151 172H150V173H151ZM156 172H157V170H156ZM156 172L154 173L155 176H156ZM45 173H47V171H46ZM90 173H91V172H90ZM92 173H91V176H90V175L88 176L89 178H90V177L92 178V175H93ZM101 173H102V172H101ZM101 173H100V174H101ZM120 173H122V172L120 171ZM120 173H119V174H120ZM123 173H124V171H123ZM127 173H126V174H127ZM139 173H140V172H139ZM139 173H138V174H136V173L134 174V175H136V176H134V177H135V180L138 179L137 175L139 176ZM157 173H158V172H157ZM14 174H15V173H14ZM42 174H43V173H42ZM48 174H49V173H48ZM103 174H106V173H103ZM103 174H102V176H104ZM107 174H108V173H107ZM107 174H106V175H107ZM0 175H1V174H0ZM46 175H47V174H46ZM95 175H93V177H95V179H97V178H96L97 175H96V176H95ZM106 175L103 177V180L101 179L102 176H101V177H98V178H99L98 182H100V184H101L100 179L102 180V182H103V181H104V183L106 182V181L104 180V178L106 177ZM114 175H115V173H114ZM120 175H122V174H120ZM120 175L117 174V177L120 176ZM124 175H125V174H124ZM124 175H123V176H124ZM127 175H128V174H127ZM127 175H126V176H127ZM130 175H129V176H130ZM140 175H141V173H140ZM142 175H141V176H142ZM148 175H149V174H148ZM148 175H147V176H148ZM159 175H161V173L158 174L157 176L159 177ZM51 176H50V177H51ZM63 176H67V177H63ZM98 176H100V175H98ZM112 176H113V175H112ZM115 176H116V175H115ZM123 176H122L121 179H123ZM126 176H124V178H126ZM147 176H146L145 178H148V177H149V176H148V177H147ZM150 176H152V178H153V177H154V176H153V173H151ZM4 177H5V175H4ZM86 177H87V175H86ZM117 177H116V178H117ZM120 177H121V176H120ZM136 177H137V179H136ZM161 177H163V179H164V175H163V176L161 175ZM161 177H160V178H161ZM7 178H9V177H7ZM12 178H14V177H12ZM84 178H85V176H84ZM89 178H88V180H89ZM128 178H133V177L130 176V177H128ZM143 178H144V176H143ZM143 178H142V177L140 178V176H139V179H138V180L141 181V180H143ZM149 178H150V177H149ZM9 179H10V178H9ZM39 179H40V178H39ZM95 179H93L92 181H93V182H96ZM105 179L108 180L107 178H105ZM111 179L115 181V177L113 178V177L110 176V180H108V182L110 181V182L112 183ZM118 179H119V177H118L116 180H118ZM121 179H119L120 182H121ZM133 179H134V178H133ZM133 179H132V180H133ZM150 179H151V178H150ZM150 179H149V180H150ZM161 179H162V178H161ZM161 179L158 178V180H156V179L154 178V180L157 181L158 185H157L156 183H153V184H156L157 186L162 185L161 183H163V182L160 183V181H159V180H161ZM12 180H13V179H12ZM37 180H38V179H37ZM58 180H56V182H58ZM85 180L87 181V178H85ZM94 180H95V181H94ZM124 180H125V179H124ZM124 180H123V181H124ZM135 180H134V181H135ZM147 180H148V179H147ZM147 180L144 179V182H146ZM152 180H153V179H152ZM154 180H153V181H154ZM213 180H214V179H213ZM10 181H11V180H10ZM19 181H20V180H19ZM71 181H69V182H71ZM86 181H85V184H86V185L89 184V185H88V187H85V185H84L85 188H84V187H82V189L80 188V190H82L81 192H80L79 190H77V192L75 193V192H74V189H72V187H70L71 185L69 184L70 186H67V187H68V188L70 187L71 189H70V188L68 189V188L66 187L67 189H63V190H65L66 193H68V191L72 190V191L74 192V193H73L72 191H70V192L73 193V194L71 193L72 195H71V194H70V195H67L66 193H64V191L61 192V193H64V195L66 194V196H64L63 194H60V195H59V193H58L57 195H59V196L62 195V196L65 197V198H63V197L61 196V197L64 199V200H62V202H61V200L56 199V198H57V197H55L56 194L54 195V192L57 193L56 191H57L58 189L55 191V190H54L55 187H54L53 189H51V187H48V186H47V189L45 190V188H46L45 185H43V186H45V188L42 186L44 189L41 188V190L43 189L42 192H40V191H41V190H39L40 188H38V187H36V185H34V186H35V190H33V187L30 188V189H32V192H33V191H36V188L39 190V192H35V193L33 192V194H31L32 192H31V193H27L28 190H27L26 192L24 191L25 193H23V192L21 191V192L23 193L22 195H21V192H20V193L18 192L19 196H17L18 194H17L16 192L11 191V190H10V191H11L12 193H8V195H5V196H4V195L2 196V195H1L2 193H0V264H28V263L30 262V260H32V257H34V261L32 260V261H33V264H47V263H48V264H50V263L52 264V262H54V261H55L54 264H56V260H58V259L61 260L60 262H63V263H61V264H66V263L69 264V262L72 263L71 261L74 259L73 257H75L76 255L73 256V255L71 254V253H72V250H71V251L68 250L69 252H68V254H66V253H67V250H66V249H68V248L70 249L71 247L67 246V247H68V248H67L66 245H65V244L69 245L67 242L70 241V239L72 240V237L69 239V236L66 235V234L68 233V231H69V235H70V234L72 233V231H71L72 229H71V230H67V229H68V228H67L68 225H67V226H64L65 228H67V229H66V232H67V233L64 234L65 237H61V236L63 235V234H61V233H64L65 231L60 230V231H62V232H60V231L57 232V231H56L57 234H56V233H53V232H52V231H53V230H52V226L55 227V225H56V226L58 225V226H57L58 228H59V226L62 228L61 225H66L68 222H70V220L68 221V220H66V219H69V218L71 219L72 217H73V219H71V222H72V220H74V222H73L74 225H75V224H78V225H79V224H80L79 222H83V223H84V222L86 221V219H89V217H91V215H93L92 212H94V211H98V210H100V208H102L104 211H101V210H100V211H101V212L99 211L100 213H98V212H97V213H94L95 216H96V214L98 215V218H97V216L94 217V215H93L94 218H97V219H100V220H101V221L98 220V221H99V222H98L99 224L97 223V224H98V225H97V224H96L97 221H96V219H95V226L97 225L98 227H101L102 229H103V228H109V229H111V230H112V229H115L114 226L110 225V222H111L112 220L109 222V221H107L108 219H106V220L103 219V220L106 221V222H109L110 227H113V228H110L109 226H106V224H105V226H106V227H105L103 223H106V222H104V221L102 220V218H104V216H106V215H104V216H103V214L101 215V213H102V212L104 213L105 211H106V213H107V212L109 213V210L107 211V208L109 209L111 205L109 204L110 206H108V205H107L108 203L105 202V203H106V204H105V207H104V206H103L104 208H103V207H100V206L103 205V202H104V201L102 200V197H101L102 195L100 196L101 198H99V200L96 199V200H94L95 202H92L93 198H96V197H93V196L91 195V196H92V198H91V196H90V194H89L90 192H89V193L87 192L88 189H87V191H86L88 194H87V193L85 192V190H84V189H86V188H89V186H90L89 189H91V185H90V184H91L92 182H90L91 179L89 180V183H86ZM125 181L127 182V179H126ZM125 181H124L123 183H120V182H119L120 185L123 184L124 188H125V185L127 184ZM130 181H131V179H130ZM130 181H129V179H128V184H129ZM150 181H151V180H150ZM150 181H149V184H150ZM153 181H152V182H153ZM156 181H154V182H156ZM158 181H159V182H158ZM164 181H165V180H164ZM0 182H1V181H0ZM15 182H16V181H15ZM69 182H68V183H69ZM98 182H96V184H97ZM117 182H118V181H115L116 184H118ZM138 182H139V181H138ZM141 182L143 183V181H141ZM141 182H140V184H139V183H137V184L141 185ZM152 182H151V183H152ZM62 183L59 182V183H56V184L59 185V184H62ZM104 183H103V185H106V184H107V183H106V184H104ZM111 183H109V184L112 185ZM115 183H114V184H115ZM124 183H126V184H124ZM132 183L136 184V183L133 182V181H132ZM132 183H131V184H132ZM147 183H148V181L146 182V185H145V184H142V185H143L142 188L144 187V185L146 186V189H145V187H144V190H145V191L147 190V186H148ZM159 183H160V184H159ZM165 183H166V182H165ZM165 183L162 185V187H166V188L163 189V188L161 187L162 190H164V191H165V190H168V189H167V188H168L167 185L164 186ZM18 184L20 185V182H18V183L16 182V183H15V186L18 185ZM41 184H43V182H42ZM52 184H53V185H52ZM83 184H82V185H83ZM98 184H99V183H98ZM109 184H108V185H109ZM114 184H113V185H114ZM116 184H115V186L118 187L119 184H118V185H116ZM128 184H127V185H128ZM137 184H136V187H137ZM153 184H151V185H149V186H150V187H151V186H154ZM166 184H167V183H166ZM1 185H2V184H1ZM1 185H0V186H1ZM13 185H14V184H13ZM13 185H12V186H13ZM92 185H94V184H92ZM101 185H102V184H101ZM101 185H100V186H101ZM113 185H112V186H113ZM129 185H130V184H129ZM156 185H155L154 187H157ZM12 186L10 187L11 189H13ZM94 186H96V185H94ZM100 186L98 185V188H99ZM112 186H111V187H112ZM115 186H113V189H114ZM123 186H120V187H122V189H124ZM6 187L8 188V185H7ZM40 187H41V185H40ZM56 187H57V185H56ZM96 187H97V186H96ZM96 187H95V188H96ZM136 187H135V188H136ZM139 187H140V186H139ZM191 187H192V186H191ZM7 188L4 189V187H3V189H0V190H1V191L4 190V191H2V192H5V190L8 191V190L10 189V188H8V189H7ZM48 188H50V189H48ZM98 188H97V189H98ZM101 188H102V187H101ZM101 188H99L98 190L102 191V193H103V190H101ZM126 188H128V187L126 186ZM126 188H125V191H123L122 189H120V188L116 189V187H115V189L118 190V191H119V189H120V191L122 190L123 192H127V191H129V190L132 188V185H130L128 189H126ZM137 188H138V187H137ZM140 188H141V187H140ZM148 188H149V187H148ZM158 188H160V187H158ZM161 188H160V189H161ZM30 189H29V191H31ZM60 189H61V188H60ZM60 189L58 190L59 192H60ZM93 189H94V187H93ZM93 189H92V190H93ZM106 189H107V188H105L104 191H107ZM115 189H114V191H113L112 189H111V190H112L113 192H115V191H116ZM138 189H139V188H138ZM150 189H151V188H149V190H150ZM152 189H153V188H152ZM191 189H192V188H191ZM44 190H45V191H44ZM52 190H53L54 192H53ZM61 190H62V189H61ZM66 190H68V191H66ZM92 190H91V191H92ZM95 190H96V189H95ZM98 190H97V192L95 191L96 193L94 192V190H93V192H94L95 194H97V193L99 194L100 191H98ZM133 190H134V186H133ZM149 190H148V191H149ZM153 190H154V189H153ZM157 190H158V189H157ZM19 191H20V190H19ZM75 191H76V190H75ZM78 191H79V192H78ZM89 191H90V190H89ZM108 191H109V190H108ZM112 191H111V192H112ZM120 191H119V192H120ZM122 191H121V192H122ZM131 191H132V190H130V192H128V193H129L130 195H133V192H134V191H133V192H131ZM145 191H144V192H145ZM155 191H156V188H155ZM155 191H154V192H155ZM160 191H161V190H160ZM160 191H157V192H158V195H156L157 193L155 192L156 194H154V195H156V197H154V196L152 195L153 193H152L151 195H149V196H146V199H147V200H145V201L143 200L144 202L141 201V203H142V204H143V203L145 204V202L148 201V198H149L150 196H153L156 200L151 199V200H152V202H151V200H150L151 197L149 198V200H150L151 203L155 204V201H157V199H158V201H159V198H157V197L160 195V194H159ZM52 192H53V193H52ZM70 192H69V193H70ZM82 192L85 193V194H82ZM119 192H118V193L115 192V193L118 194V195H115V197H116V196H119ZM121 192H120V194H121ZM138 192H140V191H138ZM138 192L135 191V192H134V193H135L134 196H137ZM151 192H153V191H150L149 194H150ZM37 193H38V195H37ZM69 193H68V194H69ZM91 193H92V192H91ZM136 193H137V194H136ZM145 193H147V192H145ZM145 193L141 192V194H143L144 196L146 195ZM162 193H163V191L161 192V194H162ZM165 193H167V192L165 191ZM165 193H164V194H165ZM4 194H5V193H4ZM16 194H17V195H16ZM49 194H50V196L52 195V198H51V197H50V198L47 197V199H46V196L49 195ZM92 194H93V193H92ZM98 194H97V195H98ZM100 194H101V193H100ZM139 194H140V193H139ZM20 195H21V196H20ZM97 195H95V196H97ZM108 195H109V194H108ZM108 195H107V197H108ZM123 195L126 196V197H124ZM123 195H120V196H123V197H121L122 199L120 198L121 201L123 200V198L129 200V198H128V196H127L128 194H126V195L123 194ZM143 195H142V196H143ZM162 195H163V194H162ZM165 195H166V194H165ZM70 196H71V197H70ZM72 196H73V197H72ZM98 196H99V195H98ZM104 196H105V195H104ZM134 196H132V197L134 198ZM139 196H140V195H139ZM144 196H143V197H144ZM160 196H161V195H160ZM54 197H55V198H54ZM115 197H114V198L112 197V198H113L112 200H115ZM140 197H141V196H140ZM147 197H148V198H147ZM153 197H152V198H153ZM163 197H164V195H163ZM172 197H174V196H172ZM62 198H61V199H62ZM70 198H72L71 201H73V199H74V201H76V202H83V203H80V204H81V206H82L83 204H84V206H85L84 209H83V208H80V209L78 208V209L80 210V211L77 210V211H78V212H77V213H78V217H77V213H76V212H75L76 215L73 216V213L71 212L73 209H72V210L70 209L71 211H69V212H71V214L69 215V214H68L69 212L67 213V211H66V210H68V209L65 208L66 210H65V209H64V210H65V212H66L68 215L64 216V215H65L64 212H63L64 210L61 209L62 212H63V214H64V215H63L62 212H58V211H60V208L58 209L57 207H55V200H56V201H60L59 204H61V205L63 206V208H64V207H67L68 205L65 203V201H68L67 203L69 204V203H70V202H69V201H70ZM90 198L92 199L91 201H90ZM97 198H98V197H97ZM104 198H105V197H104ZM117 198H119V197H117ZM117 198H116V200H120V199H117ZM130 198H131V197H130ZM135 198H136V197H135ZM135 198H134V200H135ZM137 198H138V200L134 201V205H135V207L138 206V208H139V207L141 206V205H140L141 203H140V198H139V197H137ZM137 198H136V199H137ZM169 198L171 199V197H169ZM174 198H175V197H174ZM174 198H172V199L174 200ZM31 199H33V201H34L32 204H31ZM54 199H55V200H54ZM59 199H60V198H59ZM100 199H101V200H100ZM107 199H108V198H107ZM107 199H104V200L106 201ZM109 199H110V198H109ZM109 199H108V200H109ZM222 199L224 200V197H223ZM19 200H21V202L24 201V203H26L25 201H27V203L25 204L26 207H25V205H23V206L21 205V204H23V203H21V204L19 205V202H20ZM22 200H23V201H22ZM116 200H115V201H116ZM130 200H132V202H131ZM130 200H129V201H130L131 203H133V199H130ZM173 200H172V201H173ZM177 200H178V199H177ZM63 201H64V203H65L67 206L63 205V204H64ZM109 201H111V200H109ZM129 201H128V202H129ZM137 201H139L140 204H138ZM158 201H157V202H158ZM174 201H176V198H175ZM174 201H173V203H174ZM122 202H125V204H126V203H127V200H123ZM130 202H129V204H130V208H131V206H134V205L131 204ZM135 202H137L138 205H136ZM157 202H156V203H157ZM57 203H58V202H57ZM62 203H63V204H62ZM71 203H72V202H71ZM71 203H70V205H71ZM73 203H74V202H73ZM73 203H72V205H73ZM118 203L121 204L120 201H118ZM176 203H178V201H176L174 204H176ZM190 203H191V202H190ZM59 204H58V206H59ZM74 204H75L76 207H80V206H77V205H76L77 203H74ZM78 204H79V203H78ZM160 204H162V203H160ZM164 204H165V203H163L162 205H164ZM56 205H57V204H56ZM70 205H69V206H70ZM148 205H149V203H148ZM148 205H147V202H146V206H148ZM151 205H152V204H151ZM151 205H150V206H151ZM155 205L157 206V208H159V207H158L159 203H157V204H155ZM155 205H154V207L152 206V208L155 209L154 211H152L151 207H148V210H149V208L151 209L149 213H150V214H151V213L154 214V215H153L154 218L149 214V215H150V217H149L150 219H148V221L150 220L149 222H151V220L153 221L155 218H156V219H155L154 222H156V221H158V220H157L158 216L160 217V216H162V214H163V216H164V213H165V212L167 213L168 207L165 208V209H167V210H165V209H164V206H163L164 213H161V215H159L160 213L157 212V213H158V216H156V215H155V212H156L158 209L155 208ZM167 205H168V204H167ZM75 206H73L72 208H74ZM112 206H113V204H112ZM143 206H144V205H142V207H141L142 209H143ZM146 206H144V208H145L144 210H145V211H148L147 208H146ZM159 206H161V205H159ZM168 206H169V205H168ZM23 207H24V209H23ZM37 207H38L39 209H37ZM54 207H55V209L57 208L58 210L53 209ZM59 207H60V206H59ZM106 207H107V208H106ZM114 207H116V206H114ZM125 207H129L128 203H127V206H125ZM125 207H124V208H125ZM135 207H132V209L135 208ZM165 207H166V206H165ZM68 208H71V206L68 207ZM112 208H113V207H112ZM116 208H117V211H116V212H119L120 210L123 212V214H122V212H121L122 215L119 214V216L121 215L120 218H122V217L125 218L123 215H126V216H127V214H125V213H126L127 211H129V209L125 210V209L122 207L123 209H120V210L118 211V208H120V207H116ZM116 208H114V210H116ZM181 208H182V207H181ZM251 208H252V207H251ZM81 209H83V210L81 211ZM105 209H106V210H105ZM135 209H137V208H135ZM156 209H157V210H156ZM159 209H160V208H159ZM114 210H113V211H114ZM124 210H125V211H124ZM144 210H143V211H144ZM187 210H188V209H187ZM74 211H76V210H73V212H74ZM110 211H111V210H110ZM138 211H139V210H138ZM138 211H137L136 214L134 213V212H136L135 210H134L132 213H134V215L137 216V215H139V212H140V213L142 212V211H139V212H138ZM145 211H144V212H145ZM158 211H159V210H158ZM160 211H162V210H160ZM180 211H181V210H180ZM180 211H178V212L180 213L179 216H182L183 214H182ZM251 211H252V210H251ZM52 212L56 213L57 215L54 214V215L52 216V215H51ZM114 212H115V211H114ZM116 212H115V215H116ZM182 212H183V211H182ZM187 212H188V211H187ZM228 212H229V211H228ZM231 212H232V211H231ZM106 213H104V214H106ZM108 213H107V215H108L109 217H110V215H114V214L112 213V211H111L112 214H110V213L108 214ZM127 213H128V216H127L128 218L126 217L127 220H126V219H124V220H125L127 223H129L128 220H129L130 217H131V215L129 216V214H131V213H130V211L127 212ZM99 214H100L101 216H103V217H102V218H101V217L99 218ZM142 214H143V213H142ZM145 214H146V213H145ZM181 214H182V215H181ZM229 214H230V213H229ZM115 215H114V216H115ZM134 215L132 216V217H133V220H134V219H137V218L139 217V216H138L137 218H136V217L134 218ZM140 215H141V214H140ZM149 215H148V213H147L146 216H149ZM177 215H178V213H177ZM227 215H228V213H227ZM230 215H231V214H230ZM235 215H236V214H235ZM235 215H234V216H235ZM108 216H106V217L108 218ZM117 216H118V215H116L115 217H117ZM119 216H118V218H119ZM163 216H162V219H163L164 217H165V220L168 219V218H166V216H164V217H163ZM173 216H174V215H173ZM179 216H177V217L175 218V219L178 221V222H176V225H175V227L177 228V229H176L177 232H178V230H179L178 228L181 227V226H179V225H181V223L184 221V220L182 221V219H181L182 217L180 218ZM68 217H69V218H68ZM75 217H76V218H75ZM79 217H80V220L77 219V218H79ZM93 217H91V220L94 219ZM141 217H142V215H141ZM178 217L180 218V220H178ZM112 218H114V217L112 216ZM118 218H117V219H118ZM147 218H148V217H147ZM147 218H145L144 215H143V218H142V219H143V221H144V219H147ZM151 218H153V219H151ZM160 218H161V217H160ZM160 218H158V219H160ZM75 219L78 220V222H77V221L75 222ZM110 219H111V217H110ZM110 219H109V220H110ZM114 219H115V218H114ZM139 219H140V218H138V221H139V222H143V221H141L142 219H141V220H139ZM133 220H132V222H134V223H135V221L137 222V220H135V221H133ZM169 220H170V219H168V221H169ZM230 220H231V219H230ZM67 221H68V222H67ZM89 221H90V220H89ZM115 221H116V220H114V223H116L117 221H120L121 224L123 223V222H122L123 219H121V220L118 219L116 222H115ZM125 221H124V222H125ZM161 221H162V220H161ZM174 221H175V220H174ZM179 221H180V224H178ZM181 221H182V222H181ZM43 222H44V223H43ZM45 222H46V223H45ZM92 222H93V221H92ZM126 222H125V223H126ZM132 222H131V223H132ZM139 222H138V223H139ZM163 222L165 223V221H162L161 223H160V222H159V223H160V224H164ZM42 223H43V224H47L48 227L42 225ZM85 223L88 224L87 221H86ZM90 223H91V222H90ZM90 223H89V225L91 226V228L94 229V227H93V225H94L93 223H94V222L92 223L93 225H91ZM111 223H112V222H111ZM118 223H119V222H118ZM118 223H116L117 226L115 225L117 228L121 225V224H118ZM125 223H124V224H125ZM127 223H126V225H127ZM134 223H132V224H134ZM146 223H148V222L146 221ZM146 223L143 222L144 226H145ZM226 223H227V222H226ZM68 224H71V223H68ZM141 224H142V223H141ZM143 224H142V225H143ZM149 224H150V223L146 224V226L149 225ZM152 224H154V223L152 222L151 225H152ZM165 224H166V223H165ZM167 224H168V223H167ZM167 224L164 226L165 229H167V228H166V227H167ZM169 224H170V223H169ZM172 224H173V226H174L175 222L172 223ZM177 224H178L179 227H177ZM71 225H73V224H71ZM74 225L71 226V228L73 227V229H74L75 226H76V225H75V226H74ZM78 225H77V226H78ZM80 225L82 226V224H80ZM89 225H88V229H87V228H84V229L86 230V232H87V231L90 232V231H89V227H90ZM129 225H130V224H129ZM129 225H127V226L129 227ZM138 225H139V224H138ZM138 225H137V226H138ZM155 225H156V223H155ZM69 226H70V225H69ZM84 226H87V225H84V224H83L82 227H84ZM127 226H126V227H127ZM137 226H135V230H137V232L142 231V232H140V233H145V231L142 230L144 227H143L140 231H138V228H136ZM146 226H145V227H146ZM152 226H153V225H152ZM157 226H158V223H157ZM161 226H162V228H163V225H161ZM161 226L159 225V227H161ZM45 227H46V228H45ZM54 227H53V228H54ZM57 227H56V228H57ZM78 227H79V226H78ZM122 227H124V225H122ZM122 227L120 226V229H121ZM128 227H127V229H128ZM133 227H134V226H133ZM133 227H131V228H133ZM138 227L140 228V226H138ZM149 227H150V230H153V229H154V227H153L152 229H151V226H149ZM217 227H218V226H217ZM49 228H50L52 231H50ZM61 228H59V229H61ZM79 228H80V227H79ZM101 228H100V229H101ZM147 228H148V226H147ZM164 228H163L161 231L159 230L160 232H158V233H161L163 230H165ZM54 229H55V228H54ZM75 229L78 230L77 228H75ZM75 229H74V231L76 232ZM95 229H96V228H95ZM100 229H98V230L101 231ZM109 229H108V230H109ZM124 229H125V232H126V228H124ZM124 229H123V230H124ZM133 229H134V228H133ZM148 229H149V228H148ZM148 229H147V230H148ZM155 229H157L156 226H155ZM159 229H160V228H159ZM81 230H82V229H81ZM81 230H80V231H81ZM85 230H83V231H85ZM90 230L92 231V229H90ZM96 230H97V229H96ZM103 230H105V229H103ZM106 230H107V229H106ZM108 230H107V232H108ZM111 230H109V231H111ZM118 230H119V228H118ZM121 230H122V229H121ZM129 230H130V228H129ZM135 230H133V231H135ZM144 230H146V229H144ZM150 230H149V231H150ZM70 231H71V233H70ZM74 231H73V232H74ZM99 231H98V232H99ZM112 231H113V230H112ZM131 231H132V230H131ZM133 231H132V232H133ZM149 231H147V234H148ZM154 231L156 232V231H158V229H157V230H154ZM173 231H174V230H173ZM173 231H172V233L175 235V233H177V232H173ZM54 232H55V231H54ZM92 232H93V231H92ZM92 232H91V233H92ZM119 232H120V230H119ZM127 232H128V231H127ZM137 232L135 231V233H137ZM151 232H152V231H151ZM163 232H164V231H163ZM163 232H162V233H163ZM165 232L168 233L167 230H165ZM77 233H79V232L77 231ZM80 233H81L80 235L78 234V235H79L78 238H80V239H78V240H77V238L75 239V237L77 236L76 233H75L76 236H75L74 233H73V236H75L73 239L77 240V242H76V245H77V246H76V247H77V250H79V251L81 252V250H80L81 248L79 249L78 246L83 245V244H84L83 242H85L86 240H88L92 235L90 234V235H89L90 237H89L88 235H87V236L84 235L85 232H84V234L82 233V231H81ZM94 233H95V232H94ZM102 233H104V232L101 231V235H103V239H104L105 236H108V237H109V236H112V235L109 234V233H111V232H108V234L106 233L107 235H105V236H104V234H102ZM114 233H116V231H115ZM114 233H111V234L114 235ZM135 233L133 232V234H135ZM156 233H157V232H156ZM156 233H154V234L156 235V237H157V235H158V237H159V234H158V233L156 234ZM170 233H171V232H170ZM82 234L84 235V238H85V237H86V238L89 237V238H88V239H84ZM88 234H89V233H88ZM92 234H93V233H92ZM97 234H98V233H97ZM99 234H100V233H99ZM117 234H118V233H117ZM121 234H124V233L122 232ZM121 234L119 233V235H118L117 237H119ZM131 234H132L131 232H130V234H129V233L126 234V235L129 236V239H130V240L127 239L128 237H127V236L125 237V235H124V236L121 235V236H122L124 239H125V238L127 239V240H126V243H127V241L129 240V241H131V243L134 244V242H132V240H131V236H130ZM133 234H132V235H133ZM137 234H138V233H137ZM137 234H135V235H137ZM145 234H146V233H145ZM147 234H146V235H147ZM149 234H150V233H149ZM149 234H148V235H149ZM152 234H153V232H152ZM154 234H153V235H154ZM163 234H164V233H163ZM177 234H178V233H177ZM183 234H184V233H183ZM55 235H56V236H55ZM60 235H61V236H60ZM81 235H82V236H81ZM115 235H116V234H115ZM135 235L132 236V237H135ZM143 235H144V234H143ZM148 235H147V236H148ZM153 235L150 234L149 236H151V238H154ZM161 235H162V234H161ZM167 235H168V234H166V235L164 234V236H166V237H165L166 240L169 239L170 236H173V235L170 234V236L167 237ZM178 235H179V234H178ZM178 235H175V236H178ZM66 236H67V237H66ZM71 236H72V235H71ZM95 236H96V234H95ZM95 236H94V237H95ZM98 236H99V235H98ZM98 236H97V237H98ZM144 236H145V235H144ZM147 236H145V237H147ZM149 236H148V237H149ZM162 236H163V235H162ZM162 236H160V240H161V237H162ZM59 237H61L62 239H64V241L62 240V241H63V242H62L63 244L60 243L61 238H59ZM94 237H93V238H94ZM99 237L101 238V236H99ZM99 237H98V238H99ZM112 237H113V239H114V236H112ZM112 237H111V238H112ZM117 237H116V238H117ZM122 237H119V239H120V238L122 239ZM137 237H138V238H137ZM141 237H143V236L141 235ZM141 237H140V239H143V238H144L143 240L147 239V238H145V237H143V238H141ZM156 237H155V238H156ZM158 237H157L156 240H159ZM81 238H83L85 241H84L83 239H81ZM91 238H92V237H91ZM95 238H96V237H95ZM95 238H94V239H95ZM98 238H96V240H97ZM171 238H172V237H171ZM173 238H174V237H173ZM58 239H59V240H58ZM94 239L92 240V242L89 241V240H91V239L88 240V241L90 242V244H91V245H90V244L88 243V245H87L88 248H89V246L92 247V245H94V246H95L96 244L98 245L97 242H96L95 244L93 243ZM101 239H102V238H101ZM101 239H100V240H101ZM103 239H102V242H106V241H107V240L103 241ZM107 239H110V237L107 238ZM119 239H114V240H117V241H115V242L112 240V241L114 242L113 244H116V243H117V245H118V240H119ZM132 239H133V238H132ZM134 239H135V240L137 239V241H138V240H139V235H137ZM134 239H133V241H134ZM181 239H182V238H181ZM56 240H58L59 242H57ZM100 240H99V241H100ZM147 240H148V239H147ZM153 240H155V239H153ZM156 240H155V242H156ZM163 240H164V239H163ZM163 240H162V242H163ZM166 240H165L162 244H165V245H166V243H165ZM171 240H173V239H171ZM171 240H170V241H171ZM179 240H180V239H179ZM55 241H56L57 244L60 243V245L58 244V247H60V248L63 247V246L65 245V250H66V251L63 252V250L61 251L60 248H57V249H60V251H58V252H63V253H65L64 255H69V253H70V255H72V256H69L68 259H69L70 257H72V258H73L72 260H71V259H70V261L66 260V259H67V256H64V255H63V256H64V257H63L61 254L56 255V254H57V253H56V254L54 255V252H55L54 250H55L56 248L53 250V249L51 248V247H53V245H52L51 243H53V242L55 243ZM88 241H87V242H88ZM97 241H98V240H97ZM129 241H128V242H129ZM137 241H136V243H137ZM140 241H141V240H140ZM140 241H139V242H140ZM148 241H150V240H148ZM151 241H152V240H151ZM170 241H169V242H170ZM72 242H73V246H74V245H75L74 240L71 241V243H72ZM87 242H86V243H87ZM110 242H111V241H108V243H107V242H106V243H107V244H110ZM119 242H121V241L119 240ZM169 242H167V243H169ZM175 242H176V241H175ZM47 243H48V244H51V245H48ZM54 243H53V244H54ZM86 243L84 244L85 246H86ZM99 243H100V244H99L98 246H99V249H101V248H102V247H100L101 242H99ZM121 243L124 244L125 242L123 241V242H121ZM136 243H135V244H136ZM143 243H145V246H144L143 244L140 245V243H139V244L137 243L138 246L140 245V247H139L140 250L142 249L141 246H142V247L144 246V247L146 248V245L148 244V245H149V249L151 250V251H150V250H149V251L152 252V250H153V252H154V254H155L156 251H154V245H152V246H153L152 249L150 248V245H151L152 243L155 244L154 241H153L152 243H150V242H149V243H146V241L143 242ZM157 243H161V242H158V241H157ZM171 243H172V242H171ZM229 243H230V242H229ZM46 244L48 245V247L46 246ZM57 244L54 245V246L57 247ZM102 244H103V243H102ZM104 244H105V243H104ZM111 244H112V243H111ZM113 244H112V246L109 245V247L114 248L116 245L113 246ZM119 244H120V243H119ZM127 244H128V243H127ZM129 244H130V242H129ZM135 244H134V247L136 246ZM169 244H170V243H169ZM173 244H174V243H173ZM219 244H220V242H219ZM28 245H29V248H28ZM61 245H62V246H61ZM70 245L72 246V244H70ZM120 245H121V244H120ZM120 245H119V246H120ZM124 245H125V244H124ZM131 245H132V244H131ZM158 245H159V244H158ZM160 245H161V244H160ZM160 245H159L160 248H161V246H164V245H161V246H160ZM167 245H168V244H167ZM73 246H72V247H73ZM122 246H123V245H122ZM122 246H120V247H122ZM210 246H211V245H210ZM217 246H219V245H217ZM221 246H222V245H221ZM230 246H231V245H230ZM235 246H236V245H235ZM30 247H31V248H30ZM76 247H75V248H76ZM80 247H81V246H80ZM96 247H97V246L92 247V248H93V249H96ZM106 247L109 248L108 246H106ZM125 247H127V245H125ZM129 247H130V249H129L128 247H127L128 249L126 248V249H127L126 252H127L128 250L130 251L131 249H132V251H133L134 249H136V248L138 249V247H136V248H134V247L131 248L130 245H129ZM155 247H156L155 249H157V245H156ZM159 247H158V248H159ZM188 247H189V246H188ZM214 247H215V245H214ZM214 247H213V249H214ZM46 248H47V249H46ZM75 248H74V249H75ZM82 248L85 249V247H82ZM88 248H86V249H87L86 252H88ZM97 248H98V247H97ZM103 248H105V247H103ZM107 248H106V250H107ZM117 248H118V246H117ZM123 248H124V247H123ZM160 248H159V249H160ZM163 248H164V247H163ZM211 248H212V247H211ZM219 248H220V247H219ZM223 248H224V247H223ZM27 249H28V250H27ZM29 249H32L33 253L35 252V253H34V256H33L32 254H31L32 257L29 256V254H30V253L28 254V252L30 251ZM62 249H64V248H62ZM71 249H72V248H71ZM74 249H73V252H74V251H77V250H74ZM84 249H83V250H84ZM86 249H85V250H86ZM109 249H110V248H109ZM124 249H125V248H124ZM143 249H144V248H143ZM143 249H142V250H143ZM159 249H158V250H159ZM174 249H175V248H174ZM188 249H189V248H188ZM216 249H217V248H216ZM26 250H27L28 252H27ZM91 250H92V249H91ZM91 250H89V251H91ZM97 250H98V249H97ZM97 250H96V253H99L100 251H97ZM102 250H103V249H101V251H102ZM106 250L104 249V253H105V254H107V252H108V250H107V252H105ZM110 250H111V249H110ZM112 250H113V249H112ZM114 250H116L115 252L118 253V254L121 253L122 255H119V256H121V257L123 256V258L127 256V255H126V256L123 255L122 252H117L118 249H116V247L114 248ZM114 250H113V251H114ZM144 250H145V249H144ZM147 250H148V248H147ZM167 250H168L167 252L169 253L170 249H167ZM176 250H177V252H178V249H176ZM184 250H185V249H184ZM218 250H219V249H218ZM226 250H227V249H226ZM53 251H54V252H53ZM79 251H77L76 253H78ZM94 251H95V250H93V254H95ZM113 251H109V252H111V253L108 252V254H112ZM119 251H123V250H122V249L120 250V248H119ZM129 251H128V253H129V254L131 253V256H133V255H132L133 252H129ZM135 251H136V250H134V252H135ZM138 251H139V250H138ZM138 251H136V253H137ZM172 251H173V249H172ZM172 251H171V253H172ZM223 251H224V250H223ZM223 251H222V252H223ZM228 251H229V250H228ZM80 252H79L78 254H80V256H82V258H81L80 256H79V258H76V257H75V258L78 259V260L75 259V260L73 261V263H76L77 261H78V263H79V261H84V260H85L84 263L82 262L83 264H85V262H86V263H89V262H90V264H91V263H92V264H110L109 260L112 261L111 263H115V262H116V264L118 263V262H117V261H118L117 259H116V260H113V258H114V259L116 258V257H113L114 255H113V256L111 255V257H113V258H111V259H110V258L107 259L108 257H110V255L107 254L108 257H106L105 254H102V255H103L102 258H101L100 260H96L97 262H95V260H94L95 258H94V257H93V258H89V257H87V256H89V255H88V253H86L85 251H84V252L86 253L87 256H86V255L83 256V255H81L83 251H82L81 253H80ZM91 252H92V251H91ZM139 252H140V251H139ZM139 252H138L137 254H138V256H139V254H140L139 258L141 259V253H142V251H141V253H139ZM143 252H144V251H143ZM153 252H152V253H153ZM159 252H162V248H161V251H159ZM159 252H158V253H159ZM165 252H166V251H165ZM165 252H163V253H165ZM174 252H175V255H174V256H176L175 258L172 257L171 253H169L170 255L167 253V254L169 255L168 257H169V258L171 257V258H170L171 260H172V258H174V260H175L176 258H179V257H177V256H178V255H177L178 253H177L176 251H174ZM174 252H173V253H174ZM179 252H180V251H179ZM194 252H195V251H194ZM200 252H201V251H200ZM200 252H197V255H193L194 253L191 252V253H192V254H191L192 256L188 255V254H189V253H188L186 258H185V256L183 255V257H184L185 259H184V261H182V262H180L179 259H178V262H175L174 260H173V261H174L175 264H178L179 262H180L179 264H191V262L196 261L197 259H200L201 257H202V258L204 257V255H203V256H201L202 254L200 255ZM220 252H221V251H220ZM63 253H62V254H63ZM89 253H90V252H89ZM124 253H125V252H124ZM176 253H177V254H176ZM205 253H206V252H205ZM209 253H210V252H209ZM209 253H208V254H209ZM212 253H214V252H212ZM215 253H216V252H215ZM218 253H219V252H218ZM218 253H217V254H218ZM26 254H28L29 258H31L30 260H28V261H29L28 263H27V262L24 263V261L27 260V258H26V257H27ZM73 254H74V253H73ZM78 254H77V255H78ZM118 254H117V255H118ZM125 254H127V253H125ZM129 254H128V255H129ZM133 254H134V253H133ZM137 254H135V255L137 256ZM143 254H144V253H143ZM148 254H150V253L148 252ZM148 254L146 253V255H148ZM154 254H153V255H154ZM160 254H161V253H160ZM160 254H159V256H160ZM167 254H161V257H162V255L164 256V255H167ZM179 254H180V256H181L183 253H182V254L179 253ZM184 254H186V253H184ZM195 254H196V253H195ZM198 254H199V255H198ZM90 255H92V254H90ZM100 255H101V254H99L98 256H100ZM150 255H151V254H150ZM153 255H152V256H146V257H145V254H144L143 256L145 257V258H144V259H145V263H144V260H142V259H141L142 261H141V260H140V261L143 262L144 264H148V263H146V259H147V258H150V259H151V258H155L158 254H156L155 257H153ZM205 255H206V254H205ZM25 256H26V257H25ZM49 256H51V257H50L48 260H46L47 257H49ZM94 256L96 257L97 255L95 254ZM98 256H97L96 259H98ZM104 256H105L106 258H105ZM115 256H116V255H115ZM219 256H220V253H219ZM222 256H223V254H222ZM225 256H226V255H225ZM225 256L222 257V258H225V259H226V257H228L229 255L226 256V257H225ZM230 256H232V255H230ZM24 257L26 258V260H24L23 262H20L19 259L21 258V260H22V258H24ZM65 257H66V258H65ZM129 257H130V256H127V258H129ZM157 257H158V256H157ZM161 257H159V258H161ZM181 257H182V256H181ZM183 257H182V258H183ZM207 257H208V258H211V257H212V258H211V261H213V260L217 257V255L214 254V255H212L211 257H209V256H207ZM207 257L205 256L206 260H207ZM232 257H235V256H232ZM232 257H231V258H232ZM29 258H28V259H29ZM35 258H37V259H35ZM38 258H39V259H38ZM51 258L56 259V260H54V261L51 262V261H50ZM99 258H100V257H99ZM117 258L119 259V257H117ZM123 258H120L119 261H121V259H123ZM130 258H131V257H130ZM134 258H135V256H134ZM137 258H138V257H136V259H137ZM139 258H138V259H139ZM142 258H143V257H142ZM159 258H157V259H159ZM162 258H163V257H162ZM166 258H167V257L165 256V257L163 258V260L166 259ZM202 258H201V259H202ZM229 258H230V257H229ZM229 258H227V259H229ZM16 259L19 260V261L17 260L19 263H17V262L14 261V260H16ZM63 259L66 260L67 262L64 263V261H62ZM86 259H87L89 262L86 261ZM132 259H133V257H132ZM136 259H135V260H136ZM203 259H204V258H203ZM220 259H221V257H220L218 260H220ZM235 259H237V261H238V258L235 257ZM43 260H44V261H43ZM45 260H46V261H45ZM59 260H58V261H59ZM93 260H94V261H93ZM123 260H124V259H123ZM123 260H122V262H123ZM135 260H134V261H135ZM147 260H149V259H147ZM152 260H154V259H151V262H152ZM161 260H162V259H161ZM206 260H205V261H206ZM208 260H210V259H208ZM229 260H230V259H229ZM229 260H228V261H229ZM32 261H31V262H32ZM58 261H57V262H58ZM113 261H115V262H113ZM127 261H128V262H127ZM130 261H131V259H130ZM130 261H129V260H126V263H129ZM134 261H131V262L133 263ZM138 261H139V260H138ZM138 261L136 260L135 264H138V263H137ZM140 261H139V262H140ZM154 261H155V260H154ZM159 261H160V260H159ZM176 261H177V259H176ZM203 261H204V260H203ZM211 261H210V262H211ZM221 261L223 262V259L220 260V261H218V262H221ZM226 261H227V260H226ZM228 261H227V262H228ZM237 261H236V262H237ZM31 262H30V263H31ZM60 262H59L58 264H60ZM93 262H94V263H93ZM122 262H120V263H122ZM131 262H130V263H131ZM141 262H140L139 264H142ZM151 262L149 261V263H151ZM214 262H215V260H214ZM218 262H217V263H218ZM239 262H240V261H239ZM30 263H29V264H30ZM80 263H81V262H80ZM80 263H79V264H80ZM120 263H118V264H120ZM132 263H131V264H132ZM164 263H165V262H164ZM164 263H163V264H164ZM166 263H167V262H166ZM197 263H199V260H197L196 264H197ZM208 263H209V262H208ZM212 263H213V262H212ZM217 263H216V264H217ZM224 263H226V262H223V264H224ZM230 263L235 264V262L233 263V261H231V262L229 261V264H230ZM124 264H125V263H124ZM154 264H155V262H154ZM156 264H159V263H156ZM160 264H161V263H160ZM168 264H169V263H168ZM170 264H171V263H170ZM192 264H193V263H192ZM194 264H195V263H194ZM200 264H203V263H200ZM204 264H207V261H206V263H204ZM213 264H215V263H213ZM218 264H219V263H218ZM220 264H222V263H220Z\"/></svg>","mask_w":264,"mask_h":264},{"label":"built area","instance_id":"2783aa9c","mask_svg":"<svg viewBox=\"0 0 264 264\" xmlns=\"http://www.w3.org/2000/svg\"><path fill=\"white\" fill-rule=\"evenodd\" d=\"M3 120H7L4 118ZM169 186L171 190L182 194L183 197L189 201L194 202L197 200L196 193L191 189V183L187 175L175 174L169 179ZM233 212L238 217H247L249 214V200L247 195L238 192L233 198ZM196 227V223L191 225V229Z\"/></svg>","mask_w":264,"mask_h":264},{"label":"crops","instance_id":"0c3cea01","mask_svg":"<svg viewBox=\"0 0 264 264\" xmlns=\"http://www.w3.org/2000/svg\"><path fill=\"white\" fill-rule=\"evenodd\" d=\"M113 209H114V208H112V210H111V211H112V213L114 214V211H113ZM113 220H114V219H113ZM113 220L111 221V219H110V220L108 219L107 221H109V222L111 221L112 223L110 222V225H112V226H115V225H116V223H114V221H113ZM103 221H104V220H103ZM104 222H106V221H104ZM109 222L103 223V224H104V226H105V224H106V226H109V227H110V225H109ZM106 226H105V227H106Z\"/></svg>","mask_w":264,"mask_h":264}]
</instances>
